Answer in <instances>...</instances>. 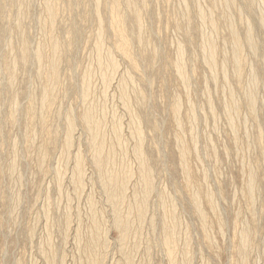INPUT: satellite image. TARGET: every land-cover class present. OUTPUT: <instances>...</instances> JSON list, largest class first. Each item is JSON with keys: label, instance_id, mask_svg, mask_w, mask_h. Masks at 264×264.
I'll return each mask as SVG.
<instances>
[{"label": "rangeland", "instance_id": "rangeland-1", "mask_svg": "<svg viewBox=\"0 0 264 264\" xmlns=\"http://www.w3.org/2000/svg\"><path fill=\"white\" fill-rule=\"evenodd\" d=\"M23 1L24 0H22V2ZM42 1L43 0H35V2H34L32 0H29L28 4L30 3L32 5H28L27 6L28 8H27V7H24L26 5V3L20 4L21 1H19V3H18L19 5L16 4V6H15V5H11L9 3H6V1L2 2V0H0V5L3 4V6H5L4 12L3 11L0 12V35H2L1 39H0V50H1L0 51V107H1L0 108V170H3V171H0V196H1L0 197V264H48V263H50V264H52V263H54V264H82V262L84 264H87V263L89 264L90 252L87 250L86 244L90 240V236L93 234L91 231H94V229H95V224L93 225V223L97 222L98 220H99L98 221L99 223L98 222L97 223H98L99 232L101 231V233H100L101 238L102 239L106 238L108 235V239H109L108 244L110 245L109 246L107 244V247L103 248V251H105V255H104L105 259H104V262L102 264H111V263L117 264L118 261L120 262L118 264H126L125 263L126 261H124L125 260V255L123 254L124 250L121 249V245H120V239H119V238H121L120 230L116 226H114V224H112L113 223V220H112V218H113V207L110 206V204H108L107 198H105V197H107L105 195L106 193H104L105 191L102 190V188L100 187V183H98V182H100V180L97 179L99 177H98V175H96L97 174L96 166L91 159L92 154H90V153L93 152V150H92L93 147H91V150H90L91 145H89L90 142H88V141H90V138H89L90 136H89V133L86 131L84 124L79 121V118H80L79 116L85 110L83 107H88L86 109H90V110L92 109L93 111L91 110V112H92V115H94V117H95V114L97 116V113H96L97 111H98V114L101 113V111H99L100 109L101 110L103 109L102 115H103V112L107 111V113H108V115L105 113V115H103L104 118H102V119H101V116H102L101 114H99L98 119L95 117L96 118L95 120H98V122L96 121L97 123H99V121H100V124L96 125V126H98V128L97 127H95V128L97 129L96 132H98V130H99V133H98L99 138L100 137L105 138V140L103 139V141L100 138L102 144L105 145V143L108 140V142H107L108 144L106 143V146L103 147V148L106 147L105 150L103 149V151H108V152H104L105 156L108 155L107 157L111 158V161L114 159L116 161V159L118 157L116 162L113 161V164H115L114 166L116 168L118 166H120V169L124 168L126 170H129V168H130V172L132 171L131 172L132 177H133V174L135 173L134 178L131 177L132 178V179H130L131 182H129L128 186H127L128 187L127 189L129 192H127V194H126L127 195L126 201L128 203L129 202L133 203V201L135 200V197H136L135 192L138 190L139 182H140L139 177H138L139 169L134 168V167L139 168L140 161L139 160H138L139 162L137 161V158L135 156L136 155L135 151L132 152L133 150H135L133 148L136 146V144H133V143H136L135 142L136 141L135 140L136 134L133 130L135 127L134 121H132L133 124H131L132 123L131 120L134 119V116L132 115V113L133 114L136 113V115L138 116L139 127L140 126L142 127L141 130L143 131V134L145 135L144 136L145 140H143L144 143H142V145L144 146L143 147L144 157H145V160H147V163L150 166V168L152 169V172L154 174L153 178L155 180H153V181H154L155 191L150 195V198L148 199V201H150V202H148L147 204L150 203L149 204L150 208L149 207L147 208L145 222L142 225L143 227L141 226L142 231L141 230L137 231L135 240L132 241V239L135 237V234H131L130 238L127 241V242H129V243H127V249L129 250V248H130V250L132 251L131 253L135 254L134 255L135 259H133V260H132V258H134V257L132 254L131 261L135 260L134 261L135 264L137 262H138L137 264H139V263L141 264V262L143 260H144L143 261L144 264H168L169 260H168V256H167V258L165 256L166 250L164 249L163 239H162V237L164 238V236H165V234L162 236V234L165 233V231H163L164 228L162 226H163L164 220L166 221V224L170 221L168 223V224H170L173 219H171V217H170L169 218L170 220H169L168 219L169 215L166 214V213H168L167 211L170 209L169 201H167L168 203L165 201L166 204H164V202H163V204L161 205L163 198H161L162 200H160L159 198L163 197V196H167V197L170 196L171 197L170 199H173L175 197L174 198L175 199L174 205L178 204V206L176 205V207H174V209L176 208V210H175L176 218L177 219L179 218L177 226L175 227L176 233L177 232L179 233V231H178L179 227L182 226V227H180V235H178V233H177V242L175 245H177L178 247L177 246L175 247L176 251H177L176 255H175L176 256L175 257L176 258L175 264H181V263L182 264H188L187 263L188 261L190 262V264H204V263L205 264H207V263L208 264H242V263H244V264H264V28H263L264 25L261 23L262 20H264V10L262 7V6H264V4H262L264 2V0H261V1L255 0L256 2L254 0H235L232 2L234 4H232V3L227 4L228 2H226L227 8L232 6L231 8H229L230 11L225 8V5H223V3L225 4V0H184V1L183 0L182 1L181 0H144V1L133 0V2L135 1L134 5L137 7L136 4L139 3L141 5L140 8L142 9L141 10L139 8V10L141 11V14H142L141 15L142 16L141 17V24L142 25L140 24L141 28L139 27V29H138L136 26L134 27L133 25L132 26L129 25L130 26L129 29L127 28L130 39H132V42H133V46H132L133 51L131 52V54L134 56V58H135L134 60H132L130 58L124 59L123 56H121V58H120L119 53L115 50L117 40H116V36L114 35L113 30L106 27V26H104L105 28L103 29V37H105L104 49L107 50V48L108 49L113 48V50H114L113 54L116 57V59L118 58L117 62L120 65L119 67L122 66L121 68L118 67L120 70L117 69L119 71H117L116 76H115V74H114L115 77L112 76V78L113 77L115 78V79L113 78L114 81L112 78L110 79V81H105L104 75H103L104 72H102V73L99 72V70L100 71L102 70L101 65H100L101 62H99V60L101 58L104 60V59H106V57H105V54L103 51H102V53L99 52L101 54L100 55L98 53V51H99L98 48H96L97 50H95V47H97V42H96L97 36H98L97 32L99 31L98 30L99 27H97V26H99L98 25L99 21H97L98 20L97 16H95V14L93 13V5L91 4L92 1H90V0H56L57 2L55 1V14L58 16H56V19L54 22V24L56 23L54 25L55 26L54 28L56 30H54V31L56 32L55 34H57L56 35L57 38L60 40L61 43H63V46H64L63 53L64 54L61 53V58H62L61 60L62 61H60L61 66L59 68V70H60L59 75L60 76L56 80L58 82H56V81L52 82L51 87L53 88L54 84L56 83L55 84L56 86H54V88L56 87V89H58L59 92L56 89L54 90L55 99H54V103L52 104L51 108H49L47 110L39 111L38 109H39V107H41V105H39L41 103H39V102H40V97L42 95L41 93L43 91V88L41 86L44 85V83H45L44 82V74H46L45 72L47 71V68H48L46 66L48 64V60L46 59L44 61L45 64L43 63L41 65L40 69H39V66L37 65V63L36 64H29V65H22L19 63L17 65L18 67H16L18 72L15 70L17 72V73H15V77H16L14 79L15 81L14 80L11 81V79H9V78H11V76H9L8 71H5V70H7V68H6L7 62L11 60V59L8 60L9 57L11 58L12 54L16 55V53L18 52V49L20 48V45H21L19 43L21 41V36H19L21 30L18 31V29L15 28L16 27L15 23L17 22L15 20L17 19V17L19 15H20L19 18L23 17L21 29H23V31H24V37H26V39L28 40V43H30L31 45H34V46H31L32 50H34L38 46V44H42V42H44V43L48 42L47 38L49 39V34H48V31L43 26V24L45 23L47 14H45V2H42ZM25 2H26V0H25ZM248 2H250V3H248ZM43 3H44V5H42ZM107 3L109 4V0H101V7L102 8H100V12H102L101 17L103 20H105L109 16V12L107 11L108 10V4ZM182 3L184 4L183 5L184 8H186V9H183V6H181ZM198 3H199V5H198ZM185 5H186V7H185ZM200 5H201L202 9H204L206 11V13L210 14L209 12L210 11L212 12L211 15L214 18V22H215L216 26L215 25L211 26V24H209L210 21L209 20L207 21V19L204 20V22H203L201 17L199 15H197V14H199V11L201 9ZM258 5H261V6H258ZM20 6L22 8L18 9V7H20ZM188 6H189V8H188L189 10L187 9ZM125 7L126 6L123 3L122 8H123L124 12L126 11ZM179 7H181V8H179ZM197 7H198V9H197ZM260 7H261V9H259ZM179 9H181V12H185V10H188V11L185 13H181V12H179ZM182 9H183V11H182ZM27 10H30L31 12H29V11L27 12ZM22 12L24 13V15ZM41 12H43V14ZM224 12L227 14L225 15ZM228 12H230L231 14L230 13L228 14ZM261 12L263 13V15ZM125 13H126V15H129L130 10H128V8H127V12H125ZM241 13H242V15H241ZM37 14H39V15H37ZM40 14H42L43 16ZM182 14H183V17H182ZM195 15H197V17ZM211 15H209V16H211ZM229 15L230 16L233 15V17H230ZM185 16H186V18L181 20ZM189 16H191L192 19L189 18ZM227 16H228V18L226 19L225 17H227ZM43 17L45 18V20ZM187 17H188V19H187ZM199 18L202 21H200ZM229 18L230 19L233 18V19L230 20ZM42 19H43V21H42ZM246 19L249 22H247ZM188 20H189V22H187ZM39 21H42V22H39ZM198 21H200L203 24H200V22H198ZM229 22H230V27H231L230 29L228 27ZM233 23L235 25H233ZM187 24H189L190 26ZM204 24H205V27L203 26ZM248 24H249V27H248ZM186 26H188L189 29ZM213 26L215 27V30H213L214 29ZM43 27L46 30V33L48 35L46 33H45V35H44V33H42V31L45 32V30H43ZM73 27L76 28L80 32L78 40L74 43H72V40H70L71 34L69 35V33L71 32ZM246 27H248V28H246ZM131 28H132V30H130ZM249 28L251 29V31L253 30L251 32V35L253 36L252 38H254V41L257 40L256 46H258V47H256L255 49H252L248 46L247 39L245 38L246 31ZM108 29L110 30V33H109ZM183 29L185 30V32L183 31ZM186 29H188L189 31ZM201 29H203L202 33L204 34L205 38H204L203 34L200 33ZM205 29H207V32ZM233 29H235L236 32H240L237 34V36L240 40V45L242 46L241 50L243 51V52L242 51L240 52V56H243V54L245 55L242 58L240 57L241 71L238 74H237L235 64L233 61L234 58H232L235 56L234 47L232 48L233 38L230 36L231 35L230 33L232 32ZM146 30H147V32H146ZM209 30L211 31L212 34L209 33L210 32ZM144 31H145V33H144ZM214 31L216 32V34ZM186 32L189 35H187ZM94 34H95V36H94ZM134 34L137 36L135 37ZM209 34L214 36L212 40H214L216 38L219 41V43H218V41L215 39L217 41V43H216V41L214 42V43H216L215 44V48H216L215 53L216 54L214 53V56L216 58H215L214 67H216L217 70H216V68H214L213 71L211 69H208L209 67H207L208 65L206 64V62H207L206 58H207V56H209L208 53L210 52L209 45H207V42H206V37L211 39V35H209ZM139 35L143 41L142 40L138 41ZM217 35H218V37H217ZM183 36H184V38H183ZM10 37H11V40L13 42H10L11 41ZM42 37H44L46 39L45 40L46 42L41 41L44 39ZM61 37L63 39H60ZM40 38H41V40H40ZM37 39L40 40V42L37 41ZM6 40L9 42L10 46L13 45L12 46L13 48L8 46V42L6 43ZM103 40H104V38H103ZM136 41L138 42L139 45L141 44V46H140L141 48L139 47V45H137ZM144 41L145 42L147 41V42L144 43ZM178 42H179V44L181 43L182 47L184 46L183 47L184 49H182L181 54L184 57H186L184 59V57L182 56L184 69L186 70L185 77H187L184 79L183 83L181 82V80L183 78L182 77H180L181 79L179 78L180 75L178 73V70H176V68L174 67L179 60L178 56L180 57V54L178 52H179L181 45H179ZM257 42H259V43H257ZM44 43H43V45H44ZM70 43H71V46H70ZM94 43H95V47L93 46ZM203 43H205V44H203ZM110 44H112L111 46H113V47L109 48ZM199 44H201V45H199ZM6 46H8L11 49V51L9 48H6ZM204 46H206V47H204ZM17 47H18V49H17ZM248 47L250 48V50ZM199 48H201V49H199ZM12 49H14V51H16V50L17 51L14 52ZM2 50H3V52H2ZM206 50H208V53ZM6 52L7 53L9 52V53L6 54ZM200 52H202V54ZM92 53H95V55L97 57L94 54L92 55ZM177 54H178V56H177ZM95 57H96V59H95ZM202 57H206L205 59L203 58L204 59L203 61H206V62L202 61ZM217 57H218V59H217ZM120 59H122V60L120 61ZM122 61H123V63H122ZM222 61H225V62H222ZM221 62L224 64H222ZM90 63H93V64H90ZM94 63H98V64L100 63V64L98 65V64H94ZM125 64H126V66H125ZM43 65L46 68L42 67ZM89 65H91V66H89ZM223 65H225V66L223 67ZM124 66H125V68H124ZM92 67H93V69H92ZM97 67H99V68H97ZM222 67L225 68V71L223 70ZM253 67H254V70L252 71ZM42 68H44V70H42ZM90 68H91V72L88 73V71H90ZM244 68H246V69H244ZM247 68H250L251 70H249V69L247 70ZM124 69H125V71L127 70V73L124 72ZM128 69L130 70V73L128 72L129 71ZM40 70L42 71V73H40ZM92 70H94L96 72V74ZM222 70L224 72H226L227 74L224 73ZM249 71H251V73ZM36 72L37 73L39 72L40 74L39 75L35 74ZM120 72H121V74L123 72L125 74L123 73V75H120ZM210 72H211V75H210ZM212 72H213V77H212ZM99 73L102 74V78H101V76H98ZM131 73H132L133 77H131V81L127 84L129 87L126 86V90L129 92H132V90L134 88H136L137 84H138L139 89L137 87L134 90L135 91L138 90L140 92L139 93L138 91L137 92L134 91L133 94L136 93L135 94L136 96H132V94L127 92V91L125 92V95H126V93H128L130 96V97L128 96L127 101H129V99L131 97H133L130 100L131 104H132V108H131V106H129L128 102H125L127 99L126 98L127 96H125V101H124V97L122 96L123 94L121 93V91L123 90L124 87L122 86L123 88L122 89L120 88L121 84L123 83V81H121L124 79L123 77L126 74L131 75ZM255 73H257V75ZM90 74H93V75H91V77H86L87 75L89 76ZM215 74L217 75V77L214 76ZM225 74H226V76H225ZM94 75H97V76H95L94 80H93L92 77ZM254 76L256 78H258V79H256V81H255ZM188 77H191V78L188 79ZM209 77H210V79H209ZM240 77H241V80H240ZM7 78H8V80H6ZM40 78H42V79H40ZM100 78H101V80H100ZM214 78L216 79V81ZM34 79H35V82H34ZM37 79H40L41 81L37 80ZM96 79H98V80H96ZM84 80L85 81L87 80L89 83L91 80H92L91 83L93 81L94 82L91 85L88 83V85H90V86H87V82H85ZM95 80L97 81V83L95 82ZM187 80H188V82H187L188 84L185 82ZM224 80H225V82H224ZM3 81H5V82H3ZM7 81H11V83H9ZM99 81L102 83H99ZM136 81H137V83H136ZM190 81H191V85L189 84ZM214 81H215V83L217 81L218 82L215 84ZM226 81L228 83L227 86H229V87L226 86ZM250 81H251V83H250ZM27 82H28V84H27ZM30 82H31V84H29ZM103 82L105 84H103ZM111 82H113V83H111ZM115 82H117V84H116V85H118L117 87L115 85ZM118 82H121L120 85ZM132 82L134 83V85L136 87L132 85ZM95 83H96L95 87H97V88H96V90H94V92H91V91H93L92 87H94ZM252 83L253 84L256 83L257 84V85L255 84L256 87H255V85H253L254 86L253 87ZM97 84L98 85L100 84V86H98ZM106 84H110L109 87L111 88V90ZM101 85L102 86L105 85V87H102ZM185 85H188L187 87L190 86L189 87L190 89L187 87L184 88L183 86H185ZM214 85H216V86H214ZM38 86H40L42 89H40V87L38 88ZM131 86H133L132 89H131ZM205 86H207V87L209 86L208 87L209 89L206 88V89H208V92H205V91H207V90H205ZM106 87H107V89L109 88L108 91H107ZM127 87H128V89L129 88L130 89L128 90ZM83 88L85 90H87L85 93L86 96L83 94L84 93ZM88 88L90 91L88 90ZM98 88H99V92H98ZM101 88H105L104 89L105 92L102 91ZM29 89H31L32 92ZM35 89H36V91H33ZM187 89H188V92H187ZM119 90H121V91H119ZM12 91H14V92H12ZM95 92H96V94L92 95ZM100 92H102V93H100ZM248 92H251L250 94L253 95V98H254V105L253 106L250 105L251 97L248 96L249 95ZM99 93L101 94V96H99L100 95ZM88 94H90V95H88ZM119 94L121 95L120 97L123 99V102H121V98H118ZM140 94L144 96V99H145V97L147 98L145 100L148 101V105H147L148 109H147V106H145V105H144V108H142V106H141L142 102L138 103L137 100H139V102H140V96H141ZM174 94H177L176 95L177 100H179V98H180L181 101L180 100L179 101L181 102L182 108H181V106H179L180 102H178L176 100V97ZM15 95L18 97V99ZM34 95L36 96V99L34 98ZM203 95L205 97H203ZM89 96L91 98H89ZM102 96H103L104 100H102ZM104 96H106V97H104ZM112 96L113 97L115 96L116 99H115V97L113 98ZM178 96H179V98H178ZM234 96H235V98H234ZM228 97H231V98H228ZM12 98L14 100H16V102L14 100L11 101ZM59 98H60V100H59ZM92 98H94V99H92ZM134 98L135 99L137 98L136 101L134 100L135 102L133 101ZM209 98L211 99V102H213V104H211V103L209 104V102H210ZM80 99L82 102L80 101ZM99 99H100V102L98 101ZM105 99L107 101H105ZM188 99H190L191 102ZM28 100L31 102L33 101L36 104V114H35V116L32 117L33 123H30V125L27 124V117H29L28 110H29V107L32 103L29 102ZM84 100H86V103L89 102V100H90L91 104L93 101L94 102L97 101L99 104L97 102H95V103L93 102V104L91 106L90 105L86 106L87 104L85 103ZM101 101H104L105 103L101 102ZM118 101H120V102H118ZM176 101H177V103H176ZM14 102L16 104H14ZM90 102L88 104H90ZM132 102H134V103H132ZM96 103L99 106L104 105L103 106L104 108H102V106H100V107L96 106L97 105ZM137 103L141 107L139 106V108H138ZM256 103H257V105H256ZM124 104H126L128 106H126V105L124 106ZM175 104H178L177 110H179L181 108L180 109L181 111L176 110ZM189 105L190 106L192 105L194 107V109H192L193 107L190 108ZM212 105H214V106H212ZM13 106H16V109H15V107L13 108ZM92 107H94V109ZM125 107L126 108L130 107L132 110L130 108H128V109H130L132 111V113H131V111L126 110ZM133 107H136V108L133 109ZM201 107H203L204 109L202 108V110H201L200 109ZM226 107H227V110L229 109L230 111H226ZM18 108H19V110H17ZM71 108H72V110H74L73 111L74 113L72 112L73 113L72 115L75 114L76 119H77V123H76L77 125H76V128L74 130L75 137L72 138L74 146L72 145V141H71V147L72 146L73 147L66 149L64 147L66 144L65 143L66 142L65 137L67 135L64 136L66 134L64 132V130L66 131L65 125L67 123V120H66V118H63V117H64V114L69 109L71 110ZM113 108H114V110H112ZM116 109L118 110V112H117L115 118H113L114 117L113 114H115ZM135 109L136 110L139 109V110L136 111ZM191 109L193 110V114H191V112H190ZM121 110L124 112H122ZM133 110L136 112H134ZM210 110H212L211 113H210ZM233 110H235V111H233ZM14 111H16V113ZM176 111L181 112V114L177 113ZM195 111H196V113H194ZM25 112H26V114H25ZM39 112L42 113V115ZM43 112H45V113H43ZM93 112L95 114H93ZM111 112L112 113L114 112V113L110 115ZM138 112H139V114H138ZM203 112H204V114H203ZM130 113L132 115L131 117L129 116ZM236 113H238V114H236ZM140 114L142 115V117H140L141 116ZM178 114H180V115H178ZM212 114L215 117H212ZM226 114L229 116V118ZM231 115H232V117L233 116L234 117L231 118ZM120 116L121 117L123 116V118L120 119L121 118ZM179 116L182 118H179ZM235 116H237V117H235ZM39 117H41V119H39ZM42 117H44V118H42ZM116 117H117V119H116ZM174 117H176V118L178 117V118L174 119ZM111 118H113V119H111ZM230 118L231 119L235 118L234 120H232L234 124L232 123ZM42 119H44V120H42ZM114 119L116 121L118 119L119 120L124 119L123 120L124 122L118 121L117 122V123H119V125H118L117 123H115L116 121ZM129 119H131V120H129ZM140 119H141V121H140ZM23 120H24V122H23ZM148 120L151 122H149ZM41 121L43 122V124ZM194 121H197V122H194ZM103 122H106V123H103ZM176 123H179V124H176ZM103 124H105V126H106V128H105V126H103L104 131H103V127H102ZM112 124L116 125L117 127L115 126V129L112 128V127H114V126H112ZM121 124H122V126H120ZM127 124H128V128H127ZM176 125H179V126L177 127ZM180 126H182V127L179 128ZM232 126H235V127H232ZM107 127H109V128H107ZM119 127H121V129ZM99 128H101V129H99ZM116 128H117V130H116ZM126 128H127L128 132H126ZM111 129H112V131L114 130L115 133H114V131L112 132ZM118 129H120V131ZM128 129H130V131ZM180 129H182L183 131ZM55 130H56V132H55ZM108 130H110V133ZM233 131L234 132L236 131L237 133L235 132L236 133L235 134V133H233ZM117 132L119 135L121 133V135L123 137L121 135H120V137H118V135H117V137L114 138V135L116 136ZM131 132L132 133L134 132L133 133L134 135L133 134L131 135ZM33 133H34V135H33ZM102 133H104V134L101 135ZM129 133H130V136H129ZM195 133H196V135H195ZM26 134H28V135L26 136ZM74 134H73V136H74ZM84 135H85V137H84ZM105 135H106V137H105ZM109 135H110V137H109ZM32 136H33V138H32ZM78 136L80 139L77 138ZM87 137H88V139H87ZM196 137H198V138H196ZM108 138L109 139L111 138L110 141H111V143L112 142L114 143V144L112 143L113 145H111ZM112 138L114 139L113 141H112ZM126 138H128V142L125 141L126 142L125 145L128 148L126 146H124V142H123L124 139H126ZM31 139L33 140L32 143L30 141ZM176 139L180 140V141L178 140V144H177ZM15 140H16V142H18V144H16V142H14ZM118 141L120 142L119 144H118ZM205 141H207V142H205ZM210 141L212 143L214 142V144H212ZM78 142H80V143H78ZM121 142L123 144H121ZM192 142H193V144H192ZM109 143H110V145H109ZM196 143L198 144L197 145L198 147L196 146L197 149L196 148L192 149V147H195L194 145H196ZM132 144L135 146H133ZM182 145H183V147H182ZM79 146H81V148H79ZM107 146L109 148H111V146H113V147L111 149H109ZM117 146H119V147L116 148ZM77 147L81 150L76 149ZM63 148H64V150H62ZM13 149H14V151L16 149H18L19 151L18 150L15 151V154H14ZM211 149H213V151L214 150L215 151L213 152ZM127 150H128V152H127L128 156L125 153ZM183 150H184V152H183ZM70 151H71V153H70ZM115 151H116V154L118 152H123V151L124 152L119 153V154L115 155V157L112 158V156L115 154ZM195 151L198 153L196 154ZM62 152L65 153V155L67 154L66 157L62 154ZM79 152L81 154H79ZM181 152H183L184 154L183 153L181 154ZM215 152H217V153H215ZM76 153L81 155V157L84 161V162L82 161L83 165L86 168V169L83 168V172H84V170H86L83 173L84 174V178H83L84 181L83 182L85 183L84 187L86 189L84 187H82L83 186V184H82L81 188H84L83 190H81V188H79L80 186H78L77 183L75 185V182H71V180L72 181L74 180L73 179L74 178L73 177V171H74L73 166H75V162H73V161H75V158L72 156H75L73 154H76ZM106 153H107V155H106ZM206 153H208V154H206ZM12 155H13V157L16 156V158H18V159H13ZM61 155L64 156V157H62L63 161L61 160V157H59ZM69 155H70V157H69ZM180 155H182V156H180ZM196 155H199L200 157L196 156ZM214 155L215 156L217 155L216 158ZM120 156H122L121 157L122 161H125V163L120 160L121 159ZM146 156H148L149 161H148V158ZM39 157H41L42 159ZM125 157H128L129 158L128 161L131 163H126L127 159H125ZM197 157H199V159H197ZM72 158L74 160L71 161ZM84 158H85V160H84ZM12 159H13V161H12ZM43 159H44V161H43ZM65 159H66V161H65ZM67 159L68 160L70 159L69 160L70 163L67 162ZM60 160L62 161V163L60 162ZM7 162H9L10 164ZM12 162H13V164H12ZM15 162L17 165L14 164ZM72 162L74 163V165ZM121 162L123 164L122 166H124V167L121 166ZM8 164H9V166H8ZM59 164H61L62 167H60ZM62 164H64V165L66 164L68 167H66V165L64 166ZM126 164H127V166H126ZM13 165H15V166H13ZM1 166H3V167H1ZM11 167L12 168L14 167L15 169L13 168V170H15L16 172H18V170L20 172L16 173L14 171V173H13V171L9 170V168H11ZM18 167H19V169H18ZM58 167L60 169H63L64 171L61 170V172L60 171L58 172L57 171V169H59ZM63 167H66L67 170L65 171V168H63ZM55 169L57 172H55ZM71 169H73V171H71ZM202 170L205 171L204 174H203ZM10 172H11V174L13 173L14 176H13V174L11 175ZM54 172L57 174V176H55ZM20 173L22 176L20 175ZM61 173H63V175ZM71 173H72V176H71ZM201 173L204 175L203 178H202L203 175ZM60 174L62 175V177L60 176ZM207 174H208V176H207ZM249 175H251L252 177ZM63 176H65V177H63ZM90 176L93 179L90 178ZM186 176H188L187 177L188 179L186 178ZM253 176L254 177L256 176V178H253ZM17 177H22L23 179L21 178L22 179L21 180ZM56 177L58 179H56ZM207 177H208V179H206ZM13 178H17V179H13ZM59 178H62V179L65 178V179L59 180ZM248 178H250L251 180ZM253 179H255L256 181ZM15 180H17V181L15 182ZM57 180H59V181L62 180L63 182L62 181L61 182L63 184H61V182H59ZM249 180H250V182L253 181L250 184V190H248L249 189L248 188L249 187V183H248ZM19 181H20V185H19ZM61 185H63V187ZM57 186L58 187L61 186L62 188L61 187L60 188L62 190L60 188H58ZM74 186H76L79 190L76 191L77 188L75 187V189H74ZM200 186H202V187H200ZM132 187L134 188V190H131V189H133ZM208 189H211L212 191H210ZM80 190L84 191V192H80ZM88 190H89V192H88ZM165 190H166V192H165ZM247 190L249 192H247ZM132 191H133L134 195H133V193L131 195ZM192 191L194 192V194L192 193ZM18 192H19V194H18ZM209 192L213 193V194L210 193L212 196L214 195L213 196V202L216 203L215 209L211 208L210 204L208 203ZM252 192L254 193V195ZM80 193L83 195L81 196ZM90 193H92L94 196H92ZM197 193H199L198 196L196 195ZM77 194H78V196H77ZM165 194H167V195H165ZM218 194H219V196H218ZM248 194H251V195H248ZM157 195H159V196L157 197ZM194 195L197 196L198 198L200 196V198H201V199L200 198L199 199L202 202L198 199L200 202V205L202 203V206H203V207H201V210L203 209V212L205 211L204 213L207 214V215H205L207 218V222L205 224L200 223V222H202V220H201L200 216H198L199 212L195 213V211H198V209L195 206H193L194 203H192L193 202L192 198ZM79 196H81V197H79ZM191 196H192V198H191ZM17 197L20 198V200H19L20 202H18ZM48 197L50 198V200ZM91 197H92V199H91ZM88 198H89V200H88ZM253 198H254V201H253ZM47 199H48V201H47ZM95 199H97V201ZM153 200H155V201H153ZM217 200H219V201H217ZM87 201H90L87 203V205L88 204L90 205L91 203H95L94 207H93V205L90 206L93 208V209L91 208L92 210H90L89 205L88 206L86 205ZM252 201L254 204L251 203ZM15 202H18V204ZM104 203H106V204H104ZM217 203L219 204L221 210L218 208L219 206ZM166 205L168 206V208L165 207ZM216 205L218 207H216ZM48 206L49 207L51 206V207L49 208ZM160 207L162 208V210ZM70 209H71V211H70ZM78 209L80 212L78 211ZM89 210H90V212H88ZM93 210H94V213H91V212H93ZM99 210H101L103 214H101V211H99ZM67 211L69 213H67ZM218 211L220 213H218ZM95 212H96V214H95ZM176 212H178L179 214ZM77 213L78 214L81 213L80 216ZM85 213H87V214H85ZM89 213H91L93 215L94 214L97 215V216H95L96 219L93 218L94 220L93 219L90 220L92 218V216H90ZM237 214H239V215L237 216ZM65 215H67L69 217V219ZM86 215H87V217H85ZM100 215H102V216L104 215V218ZM162 215H164L165 217L167 216V217L163 218ZM151 216H154V217H151ZM177 216H181V217H177ZM14 217H15V219H14ZM77 217L80 219L78 220ZM81 217H82L83 221H80ZM101 217L103 218L104 222H102V220L100 219ZM149 217L156 219L155 220L156 226L154 227L155 230H152L153 227L149 223V221H150ZM225 217H226V220H225ZM86 218L88 219V221ZM105 218H107V220H104ZM220 218L224 219V225L223 226L219 222ZM66 219L70 220V221H68L69 222L68 224H66L67 223ZM161 219H164V220L162 221ZM64 220H65V222H64ZM47 221L49 223H47ZM79 223H81L82 225L81 224L79 225ZM86 223H87V225H85ZM147 223L149 225H147ZM184 223H188V224H184ZM77 225H78V227H77ZM89 225H90L91 229H90V227H87ZM220 225H221V227H220ZM65 226L67 227V230L64 229V228H66ZM134 226L136 227L137 223H135ZM185 226H187V227H185ZM76 227L78 228L77 230H76ZM104 227L108 230H105ZM135 227H133V233L135 230H137V229H135ZM81 228H82V230H85V231L82 232ZM184 228L185 229L187 228V229L185 230ZM240 228H245V229H243L245 231L243 232V230H241ZM246 228L248 229V232H247ZM79 229H80L81 233L78 232ZM62 230H64V231H62ZM88 230L90 231V233H92L90 236H89ZM49 231L53 232V233H51L52 235L49 234L50 233ZM76 231L78 232L77 234H75ZM103 231H105V232H103ZM205 231H207V232L205 233ZM240 231L242 232L241 234H240ZM65 232H67V233H65ZM138 232H140V233L142 232L141 239L139 238L140 235ZM185 232H186V234H185ZM221 232H222V234H221ZM246 232L250 234L249 235L250 238H248V241L246 239H245L246 241L244 239H241V238H245L246 234H244V233H246ZM47 233H48V236H47ZM64 233L66 235L68 234L67 236H69V237L66 236L67 237L66 238ZM79 233L82 234L83 238L80 237L81 235ZM87 233H88V235H87ZM102 233H103V235L105 234L106 236L104 237L102 235ZM183 234H185V235L183 236ZM236 234H238V235H236ZM49 235H51L50 236L51 238H49ZM132 235H134V236L132 237ZM187 235H189V236L186 237ZM239 235H241V237ZM76 236H78L79 238ZM63 237L65 239H68V240L65 241V239H62ZM86 237H88V238H86ZM213 237H214V239H213ZM183 238H185V239L183 240ZM189 238H191V239L189 240ZM50 239H52V240H50ZM79 239H81V241ZM146 239L148 240L147 242H145ZM49 240L51 241L50 244L52 247L47 245L50 242ZM62 240H64V241H62ZM137 240L138 241L140 240L139 243L142 241H144V242L139 244L138 242H136ZM188 240L191 241V244L187 243V242H189ZM84 241L86 242V244H84L85 243ZM178 242H179V244L183 243L182 244L183 246L180 244V246H181L180 247L179 244H177ZM239 242H240V244H238ZM133 243H135V245H136V249L138 250L137 252H136V250H134L135 245L132 246ZM160 243H162V245H160ZM243 243H246V245L247 244L248 245L247 246L243 245ZM146 244H148V245H146ZM184 244H186L187 246L184 247L185 246ZM189 244H190V249L184 251L183 248H185V249L189 248ZM39 245H41V248H39L40 247ZM54 245H55V248H58V249H55ZM111 245H112V247H114V246L115 247L112 248ZM215 245L216 246L218 245V247H216ZM239 245H240V247H239ZM249 245H250V247H249ZM47 246L49 248L50 247L51 248L50 249L48 248L44 251V249ZM117 246L119 247V250H117L118 249ZM138 246H139V249H138ZM144 246H148L149 248L151 247V249L148 250V251H150L148 255L146 253L148 251L145 250V248H147V247H144ZM244 246H245V248H244ZM132 247H134V249ZM161 247H163V248H161ZM52 248L54 251H52ZM80 248H81V250H80ZM191 248H192V250H191ZM248 248H249V250H248ZM40 249H42V251H41L42 253H47L46 251L49 252L48 255H50V256H49V258H47L48 262H47V259H45L48 255L41 254ZM113 249H115V250H113ZM82 250H84L85 252ZM50 251H52L53 254L55 252V254H54L55 256L54 255L52 256V252H50ZM56 251H57V253H56ZM61 251H64V252L61 254ZM108 251H109V253H108ZM183 251L186 253L184 254ZM243 251H245L244 254L246 256L242 254ZM192 252L194 253V255L192 254ZM246 252H249V253H246ZM64 253L66 254V256ZM85 253H87V254H85ZM151 253H152V255H151ZM182 253L186 257H184L182 255ZM189 253H190V255L191 254L192 255L190 256ZM216 253H218V254H216ZM237 253L238 254L240 253L241 256L240 255L238 256ZM63 254H64V256H63ZM84 254H85V257H84ZM60 255H62V257H60ZM117 255H119V256H117ZM142 255H143V257L145 255L146 256L143 258ZM150 255H151V258H150ZM188 256H190V258H188ZM244 256L247 258H245ZM51 257L53 258V260L50 259ZM64 257H65V260H62V258H64ZM146 257H148V259L150 258L151 260L149 259V261L147 262ZM58 258H59V260H58ZM60 258H61V260H60ZM81 258H82V260H81ZM240 258H243L242 262H241ZM85 259H87L88 262ZM139 259H140V262H139ZM178 259H180L181 261ZM183 259L186 261V263ZM244 259H245V261H244ZM54 260H55V262L51 263V261H54ZM106 260H108V261H106ZM116 261H117V263H116ZM166 261H168V262H166ZM57 262H59V263H57ZM143 262H142V264H143ZM127 264H130V263H127Z\"/></svg>", "mask_w": 264, "mask_h": 264}, {"label": "bare ground", "instance_id": "bare-ground-1", "mask_svg": "<svg viewBox=\"0 0 264 264\" xmlns=\"http://www.w3.org/2000/svg\"><path fill=\"white\" fill-rule=\"evenodd\" d=\"M4 1H6V3H9V4H11V5H15L16 6V4H18L19 3V1H21L20 2V4L21 3H23V4H25L26 3V5L24 6V7H27L28 5H32V4H28V1L29 0H26V2H25V0L22 2V0H2V2H4ZM32 1H34L35 2V0H32ZM55 1L56 0H43L42 2H45V14H47V16H46V20H45V16L43 17L44 18V20H45V23L43 24V26L45 27V29L48 31V34H49V39L47 38V40H48V42H46L45 40V38L44 37H42V38H44L43 40H41V38H40V40L41 41H45L46 43H44V42H42V44H38V46L34 49V50H32V47L31 46H34V45H31L30 43H28V40L26 39V37H24V31H23V29H21L22 28V21H23V17L22 18H19L20 17V15L17 17V19L15 20V21H17L15 24H16V27L15 28H17L18 29V31H20V35L19 36H21V41L19 42L21 45H20V48L18 49V47H17V49H18V52L16 53V55L15 54H12V57L10 58L9 57V59L8 60H10V61H8L7 62V64H6V68H7V70H5V71H8V75L9 76H11V78H9V79H11V81L12 80H14L16 77H15V73H17L18 71H17V69H16V67H18L17 65L20 63V64H22V65H29V64H36L37 63V65L39 66V69L41 68V65L44 63V61L47 59L48 60V64L46 65L48 68H47V71L45 72L46 74H44V85H42L41 87L43 88V91H42V95H41V97H40V102L39 103H41V104H39V105H41V107H39V111H42V110H47V109H49V108H51L52 107V104L54 103V99H55V92H54V90L56 89V87L54 88V86H56L55 84H54V86H53V88L51 87V83L52 82H54V81H56L57 79H58V77L60 76L59 75V68H60V64H61V62L60 61H62L61 59V53H63V51H64V46H63V43H61L60 42V40L57 38V34H55L56 32L54 31V30H56L54 27V25L56 24H54V22H55V19H56V16H58V15H56L55 14ZM90 1H92L91 2V4L93 5V13L95 14V16H97V21H99V26H97V27H99V31L97 32L98 34V36H97V47H95V43H94V47H95V50H97L96 48H98V53L100 52V53H102V51L104 52V54H105V57H106V59H102L101 57V59L99 60V62H101V71L99 70V72H104L103 73V75H104V79H105V81H110V79L112 78V76H114V74H115V76H116V74H117V71H119L120 69L119 68H121V67H119L120 65L118 64V58L116 59V57L114 56V54H113V48L112 49H108L107 48V50L106 49H104V44H105V37H103V29L105 28L104 26H106V27H108V28H110V29H112L113 30V32H114V35L116 36V46H115V50L119 53V55H120V58H121V56H123V58L124 59H126V58H130V59H132V60H134L135 58H134V56L131 54V52L133 51L132 50V46H133V42H132V39H130V36H129V34H128V29H129V25H133L134 27L136 26L138 29H139V27L141 28V26H140V24H141V11L139 10V8L141 7V5L138 3V4H136L137 5V7L134 5L135 3V1L133 2V0H109V4H108V12H109V16L105 19V20H103L102 19V17H101V13L102 12H100V8H102L101 7V0H90ZM141 1V0H140ZM142 1H144V0H142ZM182 1V0H181ZM184 1V0H183ZM233 1H235V0H225V4L223 3V5H225V8L226 9H228L229 11H230V9L229 8H231L232 6H230V7H226V2H228L227 4H229V3H232ZM255 1V0H254ZM253 1V2H254ZM259 1H261V0H259ZM1 2V3H2ZM31 2V1H30ZM57 2V1H56ZM137 2V1H136ZM256 2V1H255ZM123 3L125 4V8H126V11L125 12H127V8H128V10H130V14L129 15H126V13L124 12V10H123V8H122V5H123ZM180 3V2H179ZM187 3V2H186ZM248 3H250V2H248ZM258 3V2H257ZM232 4H234V3H232ZM231 4V5H232ZM254 4V3H253ZM262 4H264V2L262 3ZM261 4V5H262ZM19 5V4H18ZM17 5V6H18ZM36 5V4H35ZM42 5H44V3L42 4ZM57 5V4H56ZM146 5V4H145ZM184 4L182 3V5L181 6H183ZM198 5H199V3H198ZM261 5H258V6H261ZM22 6V5H21ZM18 7V9H21L22 7ZM180 6V5H179ZM252 6V5H251ZM144 7V6H143ZM185 7H186V5H185ZM200 7H201V5H200ZM263 7V10H264V6H262ZM17 8V7H16ZM28 8V7H27ZM179 8H181V7H179ZM189 8V6L187 7V9ZM4 9H5V6H3V4H1L0 5V12L1 11H3L4 12ZM24 9V8H23ZM141 9V8H140ZM144 9V8H143ZM183 9H186V8H184V6H183ZM183 9H182V11H183ZM197 9H198V7H197ZM200 9V8H199ZM206 9V8H205ZM259 9H261V7L259 8ZM42 10V9H41ZM142 10V9H141ZM189 10V9H188ZM188 10H185V12H187ZM204 9H202V7H201V9H200V11H199V14H197V15H199L200 17H201V19L203 20V22H204V20H206L207 19V21L209 20L210 22H209V24H211V26L212 25H215L216 26V24H215V22H214V18H213V16L211 15L212 14V12L210 11L209 13L210 14H208V13H206V11L204 10ZM31 12L30 10H27V12ZM43 11V10H42ZM57 11V10H56ZM261 11V10H260ZM19 12V11H18ZM21 12V11H20ZM24 12V11H23ZM22 12V13H23ZM26 12V11H25ZM35 12V11H34ZM38 12V11H37ZM179 12H181V9H179ZM185 12H181V13H185ZM227 12V11H226ZM263 12V11H262ZM261 12V13H262ZM40 13V12H39ZM42 14H43V12H41ZM189 13V12H188ZM187 13V14H188ZM191 13V12H190ZM225 13V12H224ZM230 12H228V14H229ZM35 14V13H34ZM42 14H40V15H42ZM186 14V15H187ZM195 14V13H194ZM227 13H225V15H226ZM231 14V13H230ZM23 15H24V13H23ZM37 15H39V14H37ZM197 15H195L196 17H197ZM209 15H211V16H209ZM241 15H242V13H241ZM262 15H263V13H262ZM22 16V15H21ZM43 16V15H42ZM41 16V17H42ZM198 16V17H199ZM230 16V15H229ZM40 17V18H41ZM182 17H183V14H182ZM181 17V18H182ZM230 17H233V15L232 16H230ZM39 18V19H40ZM186 18V16L184 17V18H182L181 20H183V19H185ZM189 18H191V16H189ZM226 19L228 18V16L227 17H225ZM243 18V17H242ZM38 19V20H39ZM187 19H188V17H187ZM186 19V20H187ZM192 19V18H191ZM200 18H199V20L200 21H202ZM213 19V20H212ZM224 19V18H223ZM230 19V18H229ZM233 19V18H232ZM232 19H230V20H232ZM14 20V19H13ZM178 20V19H177ZM190 20V19H189ZM189 20L187 21V22H189ZM240 20V19H239ZM14 21V22H15ZM42 21H43V19H42ZM42 21H39V22H42ZM200 21H198V22H200ZM229 21V20H228ZM246 21L247 22H249L247 19H246ZM245 21V22H246ZM13 22V21H12ZM11 22V23H12ZM38 22V23H39ZM261 22V21H260ZM177 23V22H176ZM186 23V22H185ZM206 23V22H205ZM226 23V22H225ZM243 23V22H242ZM263 25H264V20H262V22H261ZM182 24V23H181ZM200 24H203V23H201L200 22ZM208 24V25H209ZM227 24V23H226ZM232 24V23H231ZM251 24V23H250ZM39 25V24H38ZM142 25V24H141ZM178 25V24H177ZM187 25H189V24H187ZM233 25H235L234 23H233ZM260 25V24H259ZM13 26V25H12ZM181 26V25H180ZM190 26V25H189ZM204 27H205V24L203 25ZM40 27V26H39ZM44 27H43V30H45L44 29ZM146 27V26H145ZM178 27V26H177ZM186 27H188V26H186ZM185 27V28H186ZM228 27H229V29L231 28L230 27V22H229V25H228ZM227 27V28H228ZM248 27H249V24H248ZM248 27H246V28H248ZM252 27V26H251ZM262 27V26H261ZM24 28V27H23ZM128 28V29H127ZM212 28V27H211ZM213 30H215V27L213 26ZM219 28V27H218ZM245 28V29H246ZM264 28V27H263ZM188 29H189V27H188ZM188 29H186V30H188ZM200 29V28H199ZM236 29V28H235ZM235 29H233L232 30V32L230 33L231 35V37L233 38V43H232V48L234 47V53H235V56L234 57H232V58H234V64H235V68H236V71H237V74L238 73H240V71H241V68H240V66H241V64H240V57L242 58L243 56H245L243 53V56H240V52L242 51L241 49V45H240V40H239V38H238V36H237V34L238 33H240V32H236V30ZM238 29V28H237ZM46 30H45V32L44 31H42V33H44V35H45V33H46ZM109 30V29H108ZM130 30H132V28L130 29ZM179 30V29H178ZM203 29H201L200 31V33H202L203 31H202ZM206 30V32H207V29H205ZM212 30V29H211ZM17 31V32H18ZM96 31V30H95ZM107 31V30H106ZM139 31V30H138ZM183 31L185 32V30L183 29ZM189 31V30H188ZM187 31V32H188ZM210 31V30H209ZM238 31V30H237ZM253 31V30H252ZM251 29L249 28V29H247V31H246V34H245V38L247 39V43H248V46L250 47V48H252V49H255L256 47H258V46H256V41H254V38H252L253 36L251 35ZM70 32V31H69ZM131 32V31H130ZM129 32V33H130ZM146 32H147V30H146ZM186 32V33H187ZM215 32V31H214ZM95 33V32H94ZM109 33H110V30H109ZM138 33V32H137ZM144 33H145V31H144ZM181 33V32H180ZM209 33H211V31L209 32ZM47 34V33H46ZM47 34V35H48ZM71 34V39L70 40H72V43H74V42H76L77 40H78V38H79V35H80V32L76 29V28H74L73 27V29L71 30V32L69 33V35ZM133 34V33H132ZM140 34V33H139ZM203 34V33H202ZM212 34V33H211ZM211 34H209V35H211ZM215 34H216V32H215ZM7 35V34H6ZM135 35V34H134ZM187 35H189L188 33H187ZM201 35V34H200ZM1 36L2 35H0V39H1ZM43 36V35H42ZM94 36H95V34H94ZM137 35H135V37H136ZM185 36V35H184ZM184 36H183V38H184ZM202 36V35H201ZM203 36H204V34H203ZM208 36V35H207ZM40 37V36H39ZM46 37V36H45ZM132 37V36H131ZM186 37V36H185ZM188 37V36H187ZM213 37L214 36H212L211 35V39L210 38H208V37H206V42H207V45H209V50H210V52L208 53V50H206L207 51V53L209 54V56H207V58L206 57H202V61L206 58L207 60V62L206 61H203V62H206V64L208 65H206L207 67H209L208 69H211L212 71L214 70V68H216V67H214V65H215V56H214V53H215V44L217 43V41H218V39H214V40H212L213 39ZM217 37H218V35H217ZM7 38V37H6ZM5 38V39H6ZM28 38V37H27ZM69 38V37H68ZM103 38H104V40H103ZM201 38V37H200ZM204 38H205V36H204ZM241 38V37H240ZM39 39V38H38ZM37 39V41H39L40 42V40H38ZM60 39H63L62 37L60 38ZM146 39V38H145ZM148 39V38H147ZM10 40H11V37H10ZM138 40V39H137ZM142 39L140 38V35H139V40L138 41H141ZM220 40V39H219ZM67 41V40H66ZM104 41V42H103ZM143 41V40H142ZM202 41V40H201ZM204 41V40H203ZM216 41V43H214ZM8 41L6 40V43H7ZM10 42H13L12 40L10 41ZM70 42V41H69ZM147 42V41H146ZM145 41H144V43H146ZM5 43V42H4ZM5 43V44H6ZM43 43H44V45H43ZM112 43V42H111ZM136 43H137V45H139L138 44V42L136 41ZM218 43H219V41H218ZM243 43V42H242ZM246 43V44H247ZM257 43H259V42H257ZM3 44V43H2ZM4 44V45H5ZM33 44V43H32ZM36 44V43H35ZM76 44V43H75ZM178 44H179V42H178ZM202 44V43H201ZM201 44H199V45H201ZM203 44H205V43H203ZM77 45V44H76ZM112 44H110V46H109V48L110 47H113V46H111ZM179 45H181V43L179 44ZM244 45V44H243ZM8 46L9 47H12V46H10V44H9V42H8ZM8 46H6V48H9ZM70 46H71V43H70ZM141 46V44L139 45V47ZM247 46V45H246ZM67 47V46H66ZM145 47V46H144ZM181 47H182V45H181ZM180 47V49H179V54H180V57L178 56V54H177V56H178V62L176 63V65L174 66L175 68H176V70H178V73H179V78L180 77H182L183 79L181 80V82L183 83L184 82V79L185 78H187V77H185V72H186V70L184 69V65H183V59H182V49H184L183 47L181 48ZM204 47H206V46H204ZM208 47V46H207ZM217 47V46H216ZM248 47V48H249ZM4 48V47H3ZM13 48V47H12ZM75 48V47H74ZM141 48V47H140ZM202 48V47H201ZM201 48H199V49H201ZM250 48H249V50H250ZM260 48V47H259ZM10 49V48H9ZM15 49V48H14ZM14 49H12L13 51H14ZM94 49V48H93ZM205 49V48H204ZM203 49V50H204ZM74 50V49H73ZM92 50V49H91ZM139 50V49H138ZM159 50V49H158ZM177 50V49H176ZM248 50V51H249ZM1 51V50H0ZM10 51H11V49H10ZM9 51V52H10ZM17 51V50H16ZM16 51H14V52H16ZM69 51V50H68ZM202 51V50H201ZM205 51V50H204ZM2 52H3V50H2ZM8 52V53H9ZM92 52V51H91ZM243 52V51H242ZM7 52H6V54H8ZM99 53V54H100ZM201 54H202V52H200ZM206 53V52H205ZM206 53V54H207ZM10 54V55H11ZM64 54V53H63ZM95 55V53H92V55ZM152 54V53H151ZM155 54V53H154ZM216 54V53H215ZM91 55V56H92ZM98 55V54H97ZM101 55V54H100ZM204 55V54H203ZM202 55V56H203ZM218 55V54H217ZM96 56V55H95ZM151 56V55H150ZM186 56V55H185ZM205 56V55H204ZM253 56V55H252ZM256 56V55H255ZM97 57V56H96ZM96 57H95V59H96ZM152 57V56H151ZM156 57V56H155ZM184 57V56H183ZM99 58V57H98ZM122 58V59H123ZM186 57H184V59H185ZM204 58V59H203ZM245 58V57H244ZM243 58V59H244ZM7 59V58H6ZM93 59V58H92ZM122 59H120V61L122 60ZM217 59H218V57H217ZM102 60V61H101ZM6 61V60H5ZM96 61V60H95ZM186 61V60H185ZM201 61V62H202ZM125 62V61H124ZM222 62H225V61H222ZM221 62V63H222ZM122 63H123V61H122ZM45 64V63H44ZM90 64H93V63H90ZM94 64H98V63H94ZM98 64V65H99ZM174 64V63H173ZM187 64V63H186ZM222 64H224V63H222ZM233 64V65H234ZM97 65V66H98ZM205 65V64H204ZM245 65V64H244ZM32 66V65H31ZM34 66V65H33ZM89 66H91V65H89ZM88 66V67H89ZM125 66H126V64H125ZM125 66H124V68H125ZM222 66V65H221ZM225 65H223V67H224ZM252 66V65H251ZM21 67V66H20ZM25 67V66H24ZM23 67V68H24ZM42 67H44V65L42 66ZM87 67V68H88ZM94 67V66H93ZM93 67H92V69H93ZM119 67V68H118ZM222 67V68H223ZM30 68V67H29ZM44 68H46V67H44ZM44 68H42V70H44ZM97 68H99V67H97ZM96 68V69H97ZM31 69V68H30ZM37 69V68H36ZM84 69V68H83ZM117 69H119V70H117ZM127 69V68H126ZM244 69H246V68H244ZM251 70L250 68H247V70ZM256 69V68H255ZM17 72H16V71ZM86 70V69H85ZM84 70V71H85ZM95 70V69H94ZM94 70H92L93 72H95ZM123 70V69H122ZM129 70V69H128ZM216 70H217V68H216ZM223 70L225 71V68H223ZM222 70V71H223ZM254 70V67L252 68V71ZM194 71V70H193ZM221 71V72H222ZM223 71V72H224ZM257 71V70H256ZM89 72H91V68H90V71H88V73ZM97 72V71H96ZM96 72H95V74H96ZM122 72V71H121ZM121 72H120V75H123V73L124 72H126L127 73V70L125 71V69H124V72L121 74ZM129 73H130V70L128 71ZM195 72V71H194ZM217 72V71H216ZM250 73H251V71H249ZM26 73V72H25ZM40 73H42V71L40 70ZM39 72L37 73H35V74H40ZM85 73V72H84ZM98 73V72H97ZM101 73H99V75L98 76H101V78H102V74ZM224 73H226V72H224ZM94 74V73H93ZM93 74H90L89 76L87 75L86 77H91V75H93ZM101 74V75H100ZM125 74V73H124ZM177 74V73H176ZM188 74V73H187ZM223 74V73H222ZM227 74V73H226ZM226 74H225V76H226ZM256 75H257V73H255ZM42 75V74H41ZM119 75V74H118ZM139 75V74H138ZM210 75H211V72H210ZM254 75V74H253ZM255 75V76H256ZM8 76V77H9ZM95 76H97V75H94L92 78H93V80H94V77ZM114 76V77H115ZM137 76V75H136ZM188 76V75H187ZM214 76H216L217 77V75L215 74ZM228 76V75H227ZM235 76V75H234ZM254 76V78H255V81H256V79H258V78H256ZM30 77V76H29ZM40 77V76H39ZM42 77V76H41ZM113 77V78H114ZM121 77V76H120ZM119 77V78H120ZM131 77H133L132 76V73H131V75H129V74H126L123 78V80H121V81H123V85L121 84V86H120V88L122 89L123 87V92L121 91V90H119V91H121V93L123 94L122 96L124 97V101H125V96H127L126 98V101L125 102H128L129 103V106H131V108H132V104H131V98H133V97H131L130 99H129V101H127L128 100V96H129V94L128 93H126V95H125V92L127 91L126 90V86H128L127 84L131 81ZM212 77H213V72H212ZM6 78V77H5ZM35 78V77H34ZM38 78V77H37ZM98 78V77H97ZM101 78H100V80H101ZM112 78V79H113ZM135 78V77H134ZM191 77H188V79H190ZM224 78V77H223ZM227 78V77H226ZM250 78V77H249ZM253 78V79H254ZM29 79V78H28ZM40 79H42V78H40ZM40 79H37V80H40ZM115 79V78H114ZM114 79H113V81H114ZM118 79V78H117ZM136 79V78H135ZM181 79V78H180ZM209 79H210V77H209ZM213 79V78H212ZM215 79V78H214ZM228 79V78H227ZM6 80H8V78L6 79ZM32 80V79H31ZM30 80V81H31ZM79 80V79H78ZM96 80H98V79H96ZM95 80V82L97 83V81ZM178 80V79H177ZM208 80V79H207ZM240 80H241V77H240ZM248 80V79H247ZM250 80V79H249ZM252 80V79H251ZM11 81H7V82H9V83H11ZM15 81V80H14ZM28 81V80H27ZM41 81V80H40ZM82 81V80H81ZM85 81V80H84ZM92 81V80H91ZM91 81H90V83L86 80L85 82H87V86H90L91 84H93V82L91 83ZM103 81V80H102ZM215 81H216V79H215ZM215 81H214V83H215ZM253 81V80H252ZM2 82V81H1ZM3 82H5V81H3ZM6 82V83H7ZM34 82H35V79H34ZM56 82H58V81H56ZM186 83L188 82V80L187 81H185ZM212 82V81H211ZM218 82V81H217ZM216 82V83H217ZM224 82H225V80H224ZM248 82V81H247ZM40 83V82H39ZM88 83L90 84V85H88ZM96 83H95V85H94V87L96 86ZM99 83H102V82H100L99 81ZM110 83V82H109ZM111 83H113V82H111ZM119 83V85H120V83L121 82H118ZM136 83H137V81H136ZM215 83V84H216ZM250 83H251V81H250ZM257 83V82H256ZM256 83H252V86L253 85H255ZM18 84V83H17ZM25 84V83H24ZM27 84H28V82H27ZM29 84H31V82L29 83ZM103 84H105L104 82H103ZM117 84V82H115V85ZM126 84V85H125ZM185 84V83H184ZM188 84V83H187ZM190 85H191V81H190V83H189ZM223 84V83H222ZM227 81H226V86H227ZM81 85V84H80ZM98 85V84H97ZM108 87H109V85L110 84H106ZM132 85L133 86H135L134 85V83L132 82ZM183 85V84H182ZM230 85V84H229ZM249 85V84H248ZM257 85V84H256ZM256 85H255V87H256ZM13 86V85H12ZM93 86V85H92ZM98 86H100V84L98 85ZM102 86V85H101ZM112 86V85H111ZM118 85H116V87H117ZM123 86V87H122ZM133 86H131V89L133 88ZM188 85H185V86H183L184 88L185 87H187ZM214 86H216V85H214ZM218 86V85H217ZM26 87V86H25ZM40 86H38V88H39ZM40 87V89H42ZM79 87V86H78ZM92 87V89H93V91H91V92H94V90H96V88L97 87ZM102 87H105V85L104 86H102ZM129 87V86H128ZM128 87H127V89H128ZM136 87V86H135ZM137 87H138V84H137ZM136 87V88H137ZM190 87V86H189ZM189 87H187V88H189ZM209 87V86H208ZM207 86H205V90H207V91H205V92H208V88ZM227 87H229V86H227ZM248 87V86H247ZM254 87V86H253ZM252 87V88H253ZM7 88V87H6ZM11 88V87H10ZM15 88V87H14ZM32 88V87H31ZM58 88V87H57ZM82 88V87H81ZM91 88V87H90ZM110 88V87H109ZM108 88V89H109ZM136 88H134V89H136ZM206 88H208V89H206ZM249 88V87H248ZM261 88V87H260ZM39 89V90H40ZM102 89V91H104V89L105 88H101ZM106 89H107V87H106ZM108 89H107V91H108ZM130 89V88H129ZM128 89V90H129ZM132 90V92H129V91H127V92H129V93H131L132 94V96H136L135 94H133V92L135 91V90ZM138 89H139V87H138ZM190 89V88H189ZM11 90V89H10ZM28 90V89H27ZM29 90H31V89H29ZM57 91H58V89H56ZM79 90V89H78ZM88 90H89V88H88ZM110 90H111V88H110ZM33 91H36V89L35 90H33ZM38 91V90H37ZM81 91V90H80ZM86 91L87 90H85L84 88H83V94L85 95V93H86ZM90 91V90H89ZM88 91V92H89ZM101 91V90H100ZM106 91V92H107ZM131 91V90H130ZM138 91V90H137ZM137 91H135V92H137ZM249 91V90H248ZM253 91V90H252ZM12 92H14V91H12ZM29 92V91H28ZM27 92V93H28ZM31 92H32V90H31ZM59 92V91H58ZM61 92V91H60ZM97 92V91H96ZM96 92L94 93V94H92V95H95L96 94ZM98 92H99V88H98ZM105 92V91H104ZM139 92V91H138ZM187 92H188V89H187ZM190 92V91H189ZM230 92V91H229ZM18 93V92H17ZM16 93V94H17ZM35 93V92H34ZM40 93V92H39ZM82 93V92H81ZM90 93V92H89ZM100 93H102V92H100ZM99 93V94H100ZM111 93V92H110ZM120 93V94H121ZM140 93V92H139ZM138 93V94H139ZM210 93V92H209ZM232 93V92H231ZM249 93V97H251V103H250V105L251 106H253L254 105V98H253V95L252 94H250L251 92H248ZM19 94V93H18ZM17 94V95H18ZM82 94V95H83ZM107 94V93H106ZM118 95L119 97L118 98H121L120 96L121 95ZM128 94V95H127ZM142 94V93H141ZM140 94V95H141ZM234 94V93H233ZM36 95V94H35ZM34 95V98L36 99V96ZM88 95H90V94H88ZM139 95V96H140ZM175 95V97H176V95L177 94H174ZM229 95V94H228ZM16 96V95H15ZM14 96V97H15ZM38 96V95H37ZM57 96V95H56ZM86 96V95H85ZM99 96H101V94L99 95ZM233 96V95H232ZM17 97V96H16ZM30 97V96H29ZM32 97V96H31ZM104 97H106V96H104ZM113 97V96H112ZM115 97V96H114ZM113 97V98H114ZM130 97V96H129ZM189 97V96H188ZM203 97H205L204 95H203ZM211 97V96H210ZM88 98V97H87ZM89 98H91L90 96H89ZM96 98V97H95ZM112 98V99H113ZM178 98H179V96H178ZM228 98H231V97H228ZM234 98H235V96H234ZM233 98V99H234ZM17 99H18V97H17ZM82 99V98H81ZM81 99H80V101H81ZM85 99V98H84ZM92 99H94V98H92ZM109 99V98H108ZM115 99H116V97H115ZM114 99V100H115ZM137 99V98H136ZM136 99L134 98L133 99V101L135 100L136 101ZM139 99V98H138ZM145 99H147L146 97H145ZM144 99V96L143 95H141L140 96V102H139V100H137L138 101V103H141V106H142V108H144V105L145 106H147L148 105V101H146ZM210 99V98H209ZM247 99V98H246ZM14 99L12 98V100L11 101H13ZM34 100V99H33ZM59 100H60V98H59ZM88 100V99H87ZM102 100H104L103 99V96H102ZM176 100H177V97H176ZM179 100H180V98H179ZM179 100H177L178 102H180ZM189 101H190V99H188ZM213 100V99H212ZM15 102H16V100H14ZM29 101V100H28ZM85 101V103H86V100H84ZM92 101V100H91ZM99 102H100V99L98 100ZM105 101H107L106 99H105ZM134 101V102H135ZM177 101H176V103H177ZM227 101V100H226ZM14 102V104H16ZM29 102H31V101H29ZM37 102V101H36ZM82 102V101H81ZM89 102H90V100H89ZM89 102H87L86 104V106H91L92 104H93V102H92V104H91V102H90V104H88ZM95 102H97V101H95ZM94 102V103H95ZM101 102H104V101H101ZM118 102H120V101H118ZM121 102H123V99L121 98ZM134 102H132V103H134ZM188 102V101H187ZM191 102V101H190ZM193 102V101H192ZM237 102V101H236ZM32 104L30 105V107H29V110H28V115H29V117H27V124L28 125H30V123H33V121H32V117L33 116H35V114H36V104L32 101L31 102ZM84 103V104H85ZM98 103V102H97ZM96 103V104H97ZM105 103V102H104ZM137 103V104H138ZM189 103V102H188ZM213 104V102H211V99H210V102H209V104ZM226 103V102H225ZM99 104V103H98ZM96 105V106H98V107H100V106H102V105ZM102 104V103H101ZM131 104V105H130ZM136 104V103H135ZM134 104V105H135ZM180 105L179 106H181V108H182V105H181V102L179 103ZM190 104V103H189ZM234 104V103H233ZM237 104V103H236ZM123 105V104H122ZM121 105V106H122ZM126 104H124V106H125ZM178 104H175V107H176V110H177V106ZM193 105V104H192ZM190 106V108L191 107H193V106ZM256 105H257V103H256ZM12 106V105H11ZM104 106V105H103ZM102 106V108H104ZM126 106H128V105H126ZM137 106V105H136ZM139 104H138V108H139ZM140 106V107H141ZM211 106V105H210ZM212 106H214V105H212ZM227 106V105H226ZM230 106V105H229ZM15 107V109H16V106H13V108ZM56 107V106H55ZM83 107V106H82ZM95 107V106H94ZM94 107H92L93 109H94ZM199 107V106H198ZM1 108V107H0ZM12 108V109H13ZM84 109V111L81 113V115L79 116L80 118H79V121L81 122V123H83L84 124V127H85V129H86V131L89 133V138H90V141H88V142H90V144L89 145H91L90 146V150H91V147H93L92 148V150H93V152L92 153H90V154H92V161H93V163L95 164V166H96V171H97V174L96 175H98V177L99 178H97V179H99L100 180V182H98V183H100V187L102 188V190H104L105 192L104 193H106L105 195L107 196V197H105V198H107V202H108V204H110V206H112L113 207V218H112V220H113V223L112 224H114V226H116L119 230H120V235H121V238H119L120 239V245H121V249L122 250H124L122 253L125 255V260L124 261H126L125 263L127 264V263H134V261H131V258H132V254L133 253H131L132 251L130 250V248H129V250L127 249V243H129V242H127L128 241V239L130 238V236H131V234H135V237L132 239V241L133 240H135V238H136V234H137V231H140L141 230V226L144 224V222H145V217H146V211H147V208L149 207L150 208V203L149 204H147L148 202H150V201H148V199L150 198V195L155 191V188H154V181L153 180H155L154 178H153V172H152V169L150 168V166L148 165V163H147V160H145V157H144V149H143V145H142V143H144L143 142V140H145L144 138V134H143V131L141 130L142 129V127L140 128L139 127V123H138V116L136 115V113H132V109L130 108V107H128V108H130V109H128V108H126L125 107V109L126 110H128V111H131V113H132V115L134 116V119L133 120H131V119H129V120H131V122L132 121H134V124H135V127H134V132H135V134H136V143H133V144H136V146L135 145H133V146H135L133 149H135V150H133L132 152H134L135 151V156H136V158H137V161L139 160L140 161V163H139V168L138 167H134V168H137V169H139V174H138V177H139V188H138V190L135 192V200L133 201V203H131V202H127L126 201V197H127V192H129L128 191V183L129 182H131V180L130 179H132V178H134V174H133V177H132V171L130 172V168H129V170H126V169H120V166H118L117 168L114 166L115 164H113V161H115V159L114 160H112L111 161V158H109V157H107L108 155H107V153H106V155L107 156H105V154H104V152H108V151H103V149L105 150V148H103L104 146H106V143L108 142V140H107V142L105 143V145L104 144H102V142H101V140H100V138H99V130H98V132H96V128L95 127H97L98 128V126H96L97 124H100V121H99V123H97L98 122V120H95L96 118L98 119V117H99V114H101L102 115V110L100 109L99 111H101V113H99L98 114V111L96 112L97 113V116H96V114L93 112V114H95V117H94V115H92V112H91V110L90 109H86V108H88V107H83ZM134 108H136V107H133V109ZM141 108V109H142ZM180 108V107H179ZM180 108V109H181ZM189 108V109H190ZM202 108L203 107H201L200 109L202 110ZM211 108V107H210ZM229 108V107H228ZM14 109V110H15ZM74 109V108H73ZM97 109V108H96ZM124 109V108H123ZM147 109H148V106H147ZM177 110V111H181V110ZM192 109H194V107L192 108ZM191 109V110H192ZM198 109V108H197ZM204 109V108H203ZM231 109V108H230ZM239 109V108H238ZM17 110H19V108L17 109ZM26 110V109H25ZM71 110H72V108H71ZM70 109L64 114V117L63 118H66V120H67V123H66V125H65V127H66V131L64 130V132L66 133L64 136H66L65 138V147L64 148H66V149H69V148H72L74 145H73V140H72V138L73 137H75V134H74V130H75V128H76V123H77V119H76V116H75V114L74 115H72L74 112V110H72L71 111ZM112 110H114V108L112 109ZM136 110V109H135ZM137 110H139V109H137ZM136 110V111H137ZM190 110V112H191V114H193V110L191 111ZM200 110V111H201ZM93 111V110H92ZM95 111V110H94ZM122 111V110H121ZM134 111V110H133ZM136 111H134V112H136ZM176 111V112H177ZM204 111V110H203ZM211 111L212 110H210V113H211ZM215 111V110H214ZM225 111V110H224ZM226 111H230L229 109L227 110V107H226ZM225 111V112H226ZM233 111H235V110H233ZM15 113H16V111H14ZM73 112V113H72ZM117 112H118V110L116 109L115 110V114H113L112 112L110 113V115L111 114H113L114 115V117L113 118H115V116H116V114H117ZM122 112H124V111H122ZM141 112V111H140ZM150 112V111H149ZM202 112V111H201ZM237 112V111H236ZM40 113V112H39ZM38 113V114H39ZM43 113H45V112H43ZM105 113L108 115V113H107V111L106 112H103V115H105ZM131 113H130V117L132 116L131 115ZM143 113V112H142ZM141 113V114H142ZM177 113H180L181 114V112H177ZM194 113H196V111L194 112ZM200 113V112H199ZM232 113V112H231ZM25 114H26V112H25ZM41 115H42V113H40ZM123 114V113H122ZM129 114V113H128ZM138 114H139V112H138ZM140 114V115H141ZM180 114H178V115H180ZM198 114V113H197ZM203 114H204V112H203ZM214 114V113H213ZM213 114H212V117H215V116H213ZM228 114V113H227ZM226 114V115H227ZM236 114H238V113H236ZM14 115V114H13ZM61 115V114H60ZM59 115V116H60ZM103 115L101 116V119L102 118H104L103 117ZM106 115V116H107ZM121 115V114H120ZM124 115V114H123ZM126 115V114H125ZM190 115V114H189ZM195 115V114H194ZM199 115V114H198ZM16 116V115H15ZM176 116V115H175ZM193 116V115H192ZM196 116V115H195ZM228 116V115H227ZM14 117V116H13ZM17 117V116H16ZM62 117V116H61ZM121 117V116H120ZM140 117H142V115L140 116ZM139 117V118H140ZM198 117V116H197ZM211 117V116H210ZM234 117V116H233ZM232 117V115H231V118H233ZM235 117H237V116H235ZM42 118H44V117H42ZM113 118H111V119H113ZM123 118V116L120 118V119H122ZM133 118V117H132ZM176 117H174V119H175ZM178 118V117H177ZM176 118V119H177ZM179 118H182V117H180L179 116ZM193 118V117H192ZM228 118H229V116H228ZM230 118V119H231ZM17 119V118H16ZM22 119V118H21ZM35 119V118H34ZM33 119V120H34ZM39 119H41V117H39ZM100 119V120H101ZM106 119V118H105ZM104 119V120H105ZM110 119V120H111ZM116 119H117V117H116ZM190 119V118H189ZM194 119V118H193ZM235 119V118H234ZM234 119H231V121L232 120H234ZM12 120V119H11ZM14 120V119H13ZM18 120V119H17ZM37 120V119H36ZM42 120H44V119H42ZM115 120V119H114ZM124 120V119H123ZM123 120H115L114 122L115 123H117L118 121H123ZM150 120V119H149ZM148 120V121H149ZM180 120V119H179ZM178 120V121H179ZM188 120V119H187ZM229 120V119H228ZM227 120V121H228ZM97 121V122H96ZM106 121V120H105ZM128 121V120H127ZM126 121V122H127ZM140 121H141V119H140ZM139 121V122H140ZM147 121V122H148ZM17 122V121H16ZM23 122H24V120H23ZM36 122V121H35ZM34 122V123H35ZM42 122V121H41ZM66 122V121H65ZM102 122V121H101ZM112 122V121H111ZM113 122V123H114ZM124 122V121H123ZM129 122V121H128ZM149 122H151V121H149ZM189 122V121H188ZM194 122H197V121H194ZM235 122V121H234ZM26 123V122H25ZM103 123H106V122H103ZM130 123V122H129ZM231 123V122H230ZM232 123H233V121H232ZM231 123V124H232ZM42 124H43V122H42ZM118 125H119V123H117ZM131 124H133V122L131 123ZM143 124V123H142ZM141 124V125H142ZM176 124H179V123H176ZM182 124V123H181ZM195 124V123H194ZM230 124V125H231ZM234 124V123H233ZM183 125V124H182ZM196 125V124H195ZM103 126H105V124H103L102 125V127ZM108 126V125H107ZM112 126H114V127H112V128H114L115 129V126L116 125H113L112 124ZM120 126H122V124L120 125ZM131 126V125H130ZM129 126V127H130ZM177 127L179 126V125H176ZM184 126V125H183ZM78 127V126H77ZM111 127V126H110ZM117 127V126H116ZM132 127V126H131ZM182 126H180L179 128H181ZM232 127H235V126H232ZM231 127V128H232ZM81 128V127H80ZM95 128V129H94ZM105 128H106V126H105ZM107 128H109V127H107ZM120 129H121V127H119ZM127 128H128V124H127ZM127 128H126V132H128L127 131ZM140 128V129H139ZM178 128V129H179ZM99 129H101V128H99ZM120 129H118L119 131H120ZM131 129V128H130ZM130 129H128L129 131H130ZM183 129V128H182ZM182 129H180V130H182ZM95 130V131H94ZM116 130H117V128H116ZM123 130V129H122ZM177 130V129H176ZM234 130V129H233ZM103 131H104V127H103ZM102 131V132H103ZM106 131V130H105ZM109 131V133H110V130H108ZM111 131H112V129H111ZM114 131V130H113ZM112 131V132H113ZM183 131V130H182ZM55 132H56V130H55ZM77 132V131H76ZM133 132V133H134ZM236 132V131H235ZM234 131H233V133H235ZM31 133V132H30ZM82 133V132H81ZM105 133V132H104ZM104 133H102L101 135H103ZM114 133H115V131H114ZM123 133V132H122ZM132 132H131V135L133 134ZM237 133V132H236ZM235 133V134H236ZM29 134V133H28ZM28 134H26V136L28 135ZM55 134V133H54ZM73 134H74V136H73ZM84 134V133H83ZM198 134V133H197ZM33 135H34V133H33ZM77 135V134H76ZM81 135V134H80ZM79 135V136H80ZM88 135V134H87ZM117 135H118V137H120V135H121V133H120V135L118 134V132H117V134H116V136L114 135V138L115 137H117ZM126 135V134H125ZM134 135V134H133ZM176 135V134H175ZM195 135H196V133H195ZM238 135V134H237ZM54 136V135H53ZM79 136L77 137V138H79ZM122 136V135H121ZM127 136V135H126ZM129 136H130V133H129ZM198 136V135H197ZM81 137V136H80ZM84 137H85V135H84ZM88 137H87V139H88ZM105 137H106V135H105ZM109 137H110V135H109ZM112 137V136H111ZM123 137V136H122ZM121 137V138H122ZM160 137V136H159ZM158 137V138H159ZM32 138H33V136H32ZM83 138V137H82ZM125 138V137H124ZM135 138V137H134ZM196 138H198V137H196ZM54 139V138H53ZM80 139V138H79ZM84 139V138H83ZM102 139V141H103V139L105 140V138L103 137V138H101ZM109 139V138H108ZM111 139V138H110ZM110 139H109V141H110ZM26 140V139H25ZM29 140V139H28ZM114 139L112 138V141H113ZM121 140V139H120ZM177 140V139H176ZM179 140V139H178ZM178 140H177V144H178ZM211 140V139H210ZM31 141V143H32V139L30 140ZM71 141H72V147H71ZM86 141V140H85ZM128 142V138H126V139H124V146H126L125 144H126V142ZM157 141V140H156ZM160 141V140H159ZM180 141V140H179ZM197 141V140H196ZM209 141V140H208ZM212 141V140H211ZM210 141V142H211ZM14 142H16V140L14 141ZM28 142V141H27ZM87 142V141H86ZM87 142V143H88ZM147 142V141H146ZM185 142V141H184ZM205 142H207V141H205ZM30 143V142H29ZM76 143V142H75ZM78 143H80V142H78ZM86 143V144H87ZM110 143H111V141H110ZM110 143H109V145H110ZM113 143V142H112ZM111 143V145H113ZM120 142L118 141V144H119ZM212 143V142H211ZM16 144H18V142H16ZM108 144V143H107ZM117 144V143H116ZM121 144H123L122 142H121ZM131 144V143H130ZM182 144V143H181ZM192 144H193V142H192ZM212 144H214V142L212 143ZM103 145V146H102ZM187 145V144H186ZM198 144L196 143V145H194L195 147H192V149H195L196 148V146H197ZM131 146V145H130ZM178 146V145H177ZM108 147V146H107ZM113 146H111V148H112ZM119 146H117L116 148H118ZM127 147V146H126ZM182 147H183V145H182ZM198 147V146H197ZM208 147V146H207ZM206 147V148H207ZM64 148L62 149V150H64ZM79 148H81V146H79ZM78 147L76 148V149H79ZM109 148V147H108ZM111 148H109V149H111ZM123 148V147H122ZM128 148V147H127ZM147 148V147H146ZM213 148V147H212ZM75 149V150H76ZM108 149V150H109ZM131 149V148H130ZM183 149V148H182ZM197 149V148H196ZM18 149H16L15 151H17ZM42 150V149H41ZM79 150H81V149H79ZM187 150V149H186ZM212 151H213V149H211ZM13 151H14V149H13ZM15 151L13 152L14 154H15ZM19 151V150H18ZM112 151V150H111ZM118 151V150H117ZM121 151V150H120ZM215 151V150H214ZM213 151V152H214ZM217 151V150H216ZM124 152V151H123ZM123 152H118L117 154H119V153H123ZM127 152H128V150L125 152L126 153V155H127ZM183 152H184V150H183ZM183 152H181V154L183 153ZM191 152V151H190ZM196 152V151H195ZM46 153V152H45ZM70 153H71V151H70ZM69 153V154H70ZM73 153V152H72ZM186 153V152H185ZM188 153V152H187ZM198 152H196V154H197ZM215 153H217V152H215ZM62 154L66 157V155H65V153H63L62 152ZM79 154H81L80 152H79ZM79 154H73V155H75V156H72V157H74L75 158V161H73V162H75V166H73L74 167V171H73V169H71V171H73V181L71 180V182H75V185H76V183L78 184V186H80L79 188H81V186H82V184H83V186L82 187H84V185H85V183L83 182L84 180H83V178H84V172L86 171V170H84V172H83V168H85L84 167V165H83V159H82V157H81V155H79ZM116 154V151H115V154L112 156V158L113 157H115V155H117ZM146 154V153H145ZM184 154V153H183ZM206 154H208V153H206ZM63 155H61V156H59V157H61V160L63 161V159H62V157H64ZM123 155V154H122ZM125 155V156H126ZM18 156V155H17ZM21 156V155H20ZM43 156V155H42ZM128 156V155H127ZM180 156H182V155H180ZM196 156H199V155H196ZM215 156V155H214ZM217 156V155H216ZM216 156H215V158H216ZM58 157V158H59ZM69 157H70V155H69ZM68 157V158H69ZM122 156H120V158H121ZM124 157V156H123ZM147 158H148V156H146ZM184 157V156H183ZM200 157V156H199ZM199 157H197V159H199ZM12 158L13 159H18V158H16V156L15 157H13V155H12ZM39 158H41V157H39ZM182 158V157H181ZM185 158V157H184ZM13 159H12V161H13ZM42 159V158H41ZM60 159V158H59ZM117 159H118V157H117ZM117 159H116V161H117ZM125 159H127V162L126 163H131V162H129L128 161V157H125ZM189 159V158H188ZM11 160V159H10ZM40 160V159H39ZM60 160V162L62 163V161ZM70 160V159H69ZM69 160L67 159V162H69ZM72 160H74L73 158L71 159V161ZM84 160H85V158H84ZM121 161H122V158L120 159ZM216 160V159H215ZM16 161V160H15ZM43 161H44V159H43ZM65 161H66V159H65ZM64 161V162H65ZM83 161V162H82ZM115 161V162H116ZM136 161V162H137ZM138 161V162H139ZM148 161H149V158H148ZM212 161V160H211ZM217 161V160H216ZM10 162V161H9ZM9 162H7V163H9ZM72 162V163H73ZM114 162V163H115ZM122 162H124L125 163V161H122ZM122 162H121V166L123 165L122 164ZM137 162V163H138ZM180 162V161H179ZM70 163V162H69ZM186 163V162H185ZM184 163V164H185ZM10 164V163H9ZM9 164H8V166H9ZM12 164H13V162H12ZM14 164H16V162L14 163ZM68 164V163H67ZM182 164V163H181ZM17 165V164H16ZM60 165V167H62L61 166V164H59ZM62 165H64V164H62ZM66 165V164H65ZM64 165V166H65ZM73 165H74V163H73ZM130 165V164H129ZM132 165V164H131ZM13 166H15V165H13ZM117 166V165H116ZM126 166H127V164H126ZM186 166V165H185ZM1 167H3V166H1ZM17 167V166H16ZM66 167H68L67 165H66ZM66 167H63V168H65V171L67 170L66 169ZM72 167V168H73ZM122 167H124V166H122ZM131 167V166H130ZM153 167V166H152ZM12 168V167H11ZM11 168H9V170H11V171H13V173H14V171L15 170H13V168L11 169ZM59 168V167H58ZM119 168V169H118ZM15 169V168H14ZM18 169H19V167H18ZM86 169V168H85ZM185 169V168H184ZM204 169V168H203ZM8 170V169H7ZM17 170V169H16ZM61 170L62 171H64L63 169H57V171L59 172H61ZM0 171H3V170H0ZM56 171V169H55V172H57ZM203 171V174H204V170H202ZM208 171V170H207ZM16 172V171H15ZM18 172H20L19 170H18ZM18 172H16V173H18ZM54 172V173H55ZM191 172V171H190ZM218 172V171H217ZM2 173V172H1ZM9 173V172H8ZM12 173V174H13ZM64 173V172H63ZM63 173H61L62 175H63ZM192 173V172H191ZM198 173V172H197ZM253 173V172H252ZM10 174H11V172H10ZM11 174V175H12ZM59 174V173H58ZM60 174V176L62 177V175ZM65 174V173H64ZM183 174V173H182ZM202 174V173H201ZM202 174V175H203ZM250 174V173H249ZM255 174V173H254ZM17 175V174H16ZM20 175H21V173H20ZM253 175V174H252ZM13 176H14V174H13ZM22 176V175H21ZM55 176H57V174L55 173ZM71 176H72V173H71ZM189 176V175H188ZM188 176H186V178L188 177ZM207 176H208V174H207ZM249 176H251V175H249ZM248 176V177H249ZM63 177H65V176H63ZM70 177V176H69ZM132 177V178H131ZM204 177V175L202 176V178ZM206 177V176H205ZM252 177V176H251ZM250 177V178H251ZM17 178H19V179H21L22 177H17ZM17 178H13V179H17ZM90 178H92L91 176H90ZM137 178V177H136ZM197 178V177H196ZM250 178H248V179H250ZM253 178H256V176L254 177L253 176ZM12 179V178H11ZM10 179V180H11ZM23 179V178H22ZM21 179V180H22ZM56 179H58L57 177H56ZM60 179H62V178H59V180ZM63 179H65V178H63ZM62 179V180H63ZM71 179V178H70ZM69 179V180H70ZM89 179V178H88ZM93 179V178H92ZM184 179V178H183ZM188 179V178H187ZM206 179H208V177L206 178ZM252 179V178H251ZM250 179V180H251ZM59 180H57V181H59ZM61 180V181H62ZM250 180H249V189L248 190H250V184H251V182H253V181H251L250 182ZM253 180H255V179H253ZM17 180H15V182H16ZM61 181H59V182H61ZM184 181V180H183ZM256 181V180H255ZM63 182V181H62ZM61 182V184H63ZM22 183V182H21ZM255 183V182H254ZM186 184V183H185ZM19 185H20V181H19ZM157 185V184H156ZM192 185V184H191ZM206 185V184H205ZM247 185V184H246ZM255 185V184H254ZM62 187H63V185H61ZM60 186V187H61ZM132 186V185H131ZM58 187V186H57ZM60 187H58V188H60ZM61 187V188H62ZM75 187L76 186H74V189H75ZM134 187V186H133ZM132 187V188H133ZM200 187H202V186H200ZM246 187V186H245ZM60 188V189H61ZM77 188V187H76ZM85 188V187H84ZM84 188H81V190H83ZM252 188V187H251ZM59 189V190H60ZM86 189V188H85ZM127 189V190H126ZM58 190V189H57ZM62 190V189H61ZM79 189L77 188V190L76 191H78ZM80 190V192H84V191H81ZM131 190H134V188L133 189H131ZM159 190V189H158ZM192 190V189H191ZM208 190H210V191H212L211 189H208ZM247 190V192H249ZM254 190V189H253ZM15 191V190H14ZM91 191V190H90ZM87 192V191H86ZM88 192H89V190H88ZM165 192H166V190H165ZM208 192V191H207ZM251 192V191H250ZM77 193V192H76ZM132 193H133V191L131 192V195H132ZM168 193V192H167ZM192 193L194 194V192L192 191ZM211 192H209V195H208V203L210 204V207L211 208H214L215 209V204L216 203H214L213 202V196L211 195V194H213V193H211ZM253 193V192H252ZM12 194V193H11ZM18 194H19V192H18ZM92 196H94L92 193H90ZM192 194V195H193ZM198 194L199 193H197L196 195L198 196ZM206 194V193H205ZM16 195V194H15ZM21 195V194H20ZM19 195V196H20ZM80 195L82 196L83 194H81L80 193ZM87 195V194H86ZM133 195H134V193H133ZM165 195H167V194H165ZM170 195V194H169ZM204 195V194H203ZM217 195V194H216ZM248 195H251V194H248ZM253 195H254V193H253ZM13 196V195H12ZM77 196H78V194H77ZM81 196H79V197H81ZM88 196V195H87ZM86 196V197H87ZM159 195H157V197H158ZM161 196V195H160ZM197 196H193V198H192V196H191V198L193 199V202L192 203H194L193 204V206H195L197 209H198V211H195V213L196 212H199V215L198 216H200V218H201V220H202V222H200V223H206L207 222V218H206V216L205 215H207V214H205L204 212H203V209L201 210V207H203L202 206V203H201V205H200V202H199V200L201 199L200 198V196H199V198L197 197ZM218 196H219V194H218ZM1 197V196H0ZM78 197V198H79ZM85 197V198H86ZM89 197V196H88ZM156 197V198H157ZM174 197V196H173ZM18 198V197H17ZM49 198V197H48ZM90 198V197H89ZM89 198H88V200H89ZM95 198V197H94ZM161 198H163V201L161 202V205L163 204V202H164V204H166V202L167 201H169V204H170V209L167 211L168 213H166V214H168L169 215V217H168V219L171 217V219H173L172 221H171V223L170 224H166V221L164 220V219H161L162 221H163V228H164V230L163 231H165V233H163L162 234V236L165 234V236H164V238L162 237V239H163V245H164V249L166 250L164 253L166 254L165 256H166V258H167V256H168V260H169V262L168 261H166V262H168V264L170 263V264H175V262H176V246L177 245H175L176 244V242H177V233H176V226H177V223H178V219L176 218V215H175V210H176V208L174 209V207H176V205L178 206V204H176V205H174V198L173 199H170L171 197L169 196V197H167V196H163V197H160L159 199L160 200H162ZM221 198V197H220ZM14 199V198H13ZM80 199V198H79ZM87 199V198H86ZM91 199H92V197H91ZM90 199V200H91ZM152 199V198H151ZM150 199V200H151ZM154 199V198H153ZM169 199V200H168ZM191 199V200H192ZM199 199V200H198ZM216 199V198H215ZM20 200V198H18V202H20L19 201ZM49 200H50V198H49ZM96 201H97V199H95ZM105 200V199H104ZM159 200V201H160ZM12 201V200H11ZM47 201H48V199H47ZM94 201V200H93ZM153 201H155V200H153ZM166 201V202H165ZM201 201V200H200ZM217 201H219V200H217ZM216 201V202H217ZM250 201V200H249ZM253 201H254V198H253ZM253 201L251 202L252 204H254L253 203ZM18 202H15V203H17L18 204ZM88 202H90V201H87L86 202V205H87V203ZM188 202V201H187ZM202 202V201H201ZM168 203V202H167ZM47 204V203H46ZM94 204L95 203H91L90 205H89V207L91 206V205H93V207H94ZM104 204H106V203H104ZM218 204V203H217ZM51 205V204H50ZM53 205V204H52ZM87 205V206H88ZM97 205V204H96ZM101 205V204H100ZM189 205V204H188ZM191 205V204H190ZM47 206V205H46ZM68 206V205H67ZM70 206V205H69ZM218 206H219V204H218ZM217 205H216V207H218ZM253 206V205H252ZM49 207V206H48ZM47 207V208H48ZM51 207V206H50ZM49 207V208H50ZM54 207V206H53ZM88 207V208H89ZM107 207V206H106ZM153 207V206H152ZM165 207H167L168 208V206L166 205ZM46 208V207H45ZM67 208V207H66ZM71 208V207H70ZM92 207H90V210H92L91 209ZM100 208V207H99ZM98 208V209H99ZM110 208V207H109ZM127 208V209H126ZM154 208V207H153ZM161 208V207H160ZM219 209H220V206L218 207ZM95 209V208H94ZM106 209V208H105ZM111 209V208H110ZM158 209V208H157ZM166 209V208H165ZM164 209V210H165ZM194 209V208H193ZM48 210V209H47ZM68 210V209H67ZM90 210L88 211V212H90ZM96 210V209H95ZM161 210H162V208H161ZM160 210V211H161ZM221 210V209H220ZM69 211V210H68ZM67 211V213H69ZM70 211H71V209H70ZM78 211H79V209H78ZM99 211H101V210H99ZM166 211V210H165ZM211 211V210H210ZM66 212V211H65ZM77 212V211H76ZM80 212V211H79ZM87 212V213H88ZM97 212V211H96ZM96 212H95V214H96ZM153 212V211H152ZM179 212V211H178ZM178 212H176V213H178ZM53 213V212H52ZM66 213V214H67ZM71 213V212H70ZM87 213H85V214H87ZM91 213H94V210H93V212H91ZM91 213H89L90 214V216H92V218L90 219V220H92L93 218L94 219H96L95 218V216H97V215H93V214H91ZM111 213V212H110ZM148 213V212H147ZM156 213V212H155ZM163 213V212H162ZM180 213V212H179ZM178 213V214H179ZM218 213H220L219 211H218ZM17 214V213H16ZM48 214V213H47ZM78 214V213H77ZM81 214V213H80ZM80 214H78L79 216H80ZM101 214H103L102 213V211H101ZM157 214V213H156ZM165 214V213H164ZM236 214V213H235ZM49 215V214H48ZM77 215V216H78ZM220 215V214H219ZM239 214H237V216H238ZM53 216V215H52ZM66 217H68L67 215H65ZM94 216V217H93ZM100 216H102V215H100ZM159 216V215H158ZM214 216V215H213ZM49 217V216H48ZM51 217V216H50ZM65 217V218H66ZM85 217H87V215L85 216ZM103 218H104V215L102 216ZM100 218L101 220H102V222H104L103 221V218ZM151 217H154V216H151ZM151 217H149L150 218V221H149V223L151 224V226L154 228L155 226H156V219H153V218H151ZM160 217V216H159ZM162 217L164 218L165 216L164 215H162ZM167 217V216H166ZM165 217V218H166ZM177 217H181V216H177ZM78 218V217H77ZM198 218V217H197ZM14 219H15V217H14ZM47 219V218H46ZM68 219H69V217H68ZM80 218H78V220H79ZM87 219V218H86ZM93 219V220H94ZM219 219V218H218ZM67 220V219H66ZM104 220H107V218H105ZM149 220V219H148ZM170 220V219H169ZM225 220H226V217H225ZM49 221V220H48ZM47 221V223H49ZM68 221H70V220H67V223L66 224H68L69 222ZM80 221H83L82 220V217H81V220ZM79 221V222H80ZM87 221H88V219H87ZM97 221V220H96ZM99 221V220H98ZM97 221V222H98ZM161 221V222H162ZM168 221V220H167ZM52 222V221H51ZM64 222H65V220H64ZM94 222V221H93ZM97 222H95V223H93V225L95 224V229H94V231H91L92 233H90V231H89V236H90V240L88 241V243L86 244V240L84 241L85 243L84 244H86L87 245V250L90 252V260H89V264H102L103 262H104V255H105V251H103V248H106L107 247V244H108V241H109V239H108V235H107V237L106 238H101V235H100V233H101V231L99 232V228H98V223ZM148 222V221H147ZM160 222V221H159ZM219 222H220V224L223 226L224 225V219L223 218H220V220H219ZM53 223V222H52ZM88 223V222H87ZM87 223L85 224V225H87ZM92 223V222H91ZM101 223V222H100ZM135 223H137V226L135 227L134 225H135ZM182 223V222H181ZM180 223V224H181ZM211 223V222H210ZM209 223V224H210ZM65 224V225H66ZM81 223H79V225H80ZM110 224V223H109ZM162 224V223H161ZM184 224H188V223H184ZM203 224V225H204ZM212 224V223H211ZM218 224V223H217ZM63 225V224H62ZM72 225V224H71ZM70 225V226H71ZM82 225V224H81ZM107 225V224H106ZM147 225H149L148 223H147ZM221 225H220V227H221ZM150 226V227H151ZM66 227V226H65ZM77 227H78V225H77ZM76 227V230L78 229ZM85 227V226H84ZM87 227H90V225L89 226H87ZM133 227H135V229H137V230H135L134 231V233H133ZM143 227V226H142ZM149 227V228H150ZM151 227V228H152ZM180 227H182V226H180ZM180 227H179V233H178V235H180ZM185 227H187V226H185ZM204 227V226H203ZM247 227V226H246ZM86 228V227H85ZM105 228V227H104ZM108 228V227H107ZM150 228V229H151ZM152 228V230H155V228L153 229ZM64 229H66L67 230V227L66 228H64ZM75 229V228H74ZM90 229H91V227H90ZM185 229V228H184ZM187 229V228H186ZM185 229V230H186ZM210 229V228H209ZM241 230H243V229H245V228H240ZM50 230V229H49ZM65 230V231H66ZM81 230H82V228H81ZM104 230V229H103ZM105 230H108V229H106L105 228ZM220 230V229H219ZM246 230H247V232H248V229L246 228ZM251 230V229H250ZM51 231V230H50ZM49 231V232H50ZM53 231V230H52ZM62 231H64V230H62ZM69 231V230H68ZM83 231H85V230H82V232ZM87 231V232H88ZM142 231V230H141ZM208 231V230H207ZM207 231H205V233L207 232ZM245 230H243V232H244ZM32 232V231H31ZM30 232V233H31ZM48 232V233H49ZM78 232H80V229H79V231ZM77 231L75 232V234H77L78 233ZM103 232H105V231H103ZM244 233V234H246L245 235V238H241V239H246L247 241H248V238H250V234L249 233ZM33 233V232H32ZM48 233H47V236H48ZM51 233H53V232H50L49 234H51ZM65 233H67V232H65ZM64 233V235H65V237L68 235H66ZM69 233V232H68ZM81 233V232H80ZM79 233V234H80ZM139 233V235H140V239H141V235H142V232L140 233V232H138ZM162 233V232H161ZM190 233V232H189ZM242 232L240 231V234H241ZM251 233V232H250ZM107 234V233H106ZM185 234H186V232H185ZM185 234H183V236L185 235ZM221 234H222V232H221ZM32 235V234H31ZM52 235V234H51ZM51 235H49V238H51L50 236ZM81 236L80 237H82V234H80ZM85 235V234H84ZM87 235H88V233H87ZM102 235H103V233H102ZM190 235V234H189ZM189 235H187L186 237H188ZM236 235H238V234H236ZM79 236V235H78ZM78 236H76V237H78ZM104 237L106 236L105 234L103 235ZM134 235H132V237H133ZM138 236V235H137ZM240 237H241V235H239ZM67 237H69V236H67ZM66 237V238H67ZM239 237V238H240ZM79 238V237H78ZM83 238V237H82ZM86 238H88V237H86ZM138 238V239H139ZM180 238V237H179ZM206 238V237H205ZM252 238V237H251ZM62 239H65L64 237L62 238ZM144 239V238H143ZM185 238H183V240H184ZM191 238H189V240H190ZM213 239H214V237H213ZM240 239V240H241ZM48 240V239H47ZM50 240H52V239H50ZM49 240V241H50ZM68 239H65V241H67ZM78 240V239H77ZM76 240V241H77ZM80 241H81V239H79ZM179 240V239H178ZM188 240V241H189ZM243 240V241H244ZM245 240V241H246ZM46 241V240H45ZM48 241V242H49ZM62 241H64V240H62ZM79 241V242H80ZM140 241V240H139ZM139 241L137 240L136 242H138L139 243ZM148 240L146 239V241L145 242H147ZM211 241V240H210ZM119 242V241H118ZM117 242V243H118ZM144 241H142V242H140L139 244H141V243H143ZM183 242V241H182ZM186 242V241H185ZM212 242V241H211ZM51 241L47 244L48 246H51ZM112 243V242H111ZM116 243V244H117ZM151 243V242H150ZM187 243H190L191 244V241H189V242H187ZM213 243V242H212ZM242 243V242H241ZM248 243V242H247ZM50 244V245H49ZM53 244V243H52ZM78 244V243H77ZM76 244V245H77ZM114 244V243H113ZM112 244V245H113ZM177 244H179V242L177 243ZM181 244V243H180ZM180 244H179V246H180ZM183 244V243H182ZM181 244V245H182ZM190 244H189V248H187V249H185V248H183L184 249V251L185 250H188V249H190ZM216 244V243H215ZM238 244H240V242L238 243ZM250 244V243H249ZM81 245V244H80ZM79 245V246H80ZM109 245V244H108ZM112 245H111V247H112ZM135 245V243H133L132 244V246H134ZM138 245V244H137ZM143 245V244H142ZM146 245H148V244H146ZM160 245H162V243H160ZM185 246L184 247H186L187 245L186 244H184ZM211 245V244H210ZM213 245V244H212ZM242 245V244H241ZM243 245H246V243H243ZM248 245V244H247ZM246 245V246H247ZM251 245V244H250ZM250 245H249V247H250ZM40 247L39 248H41V245H39ZM46 247L45 249H44V251L46 250V249H48L49 247ZM110 246V245H109ZM126 246V247H125ZM140 246V245H139ZM139 246H138V249H139ZM183 246V245H182ZM216 246V245H215ZM52 247V246H51ZM50 247V248H51ZM77 247V246H76ZM84 247V246H83ZM115 247V246H114ZM114 247H112V248H114ZM118 247V246H117ZM116 247V248H117ZM144 247H147V248H145V250L146 251H148V250H150L151 249V247L149 248L148 246H144ZM178 247V246H177ZM181 247V246H180ZM216 247H218V245L216 246ZM239 247H240V245H239ZM49 248V249H50ZM54 248H55V245H54ZM78 248V247H77ZM86 248V247H85ZM126 248V249H125ZM133 249H134V247H132ZM161 248H163V247H161ZM244 248H245V246H244ZM247 248V247H246ZM55 249H58V248H55ZM111 249V248H110ZM109 249V250H110ZM141 249V248H140ZM239 249V248H238ZM237 249V250H238ZM251 249V248H250ZM39 250V249H38ZM79 250V249H78ZM80 250H81V248H80ZM85 250V249H84ZM84 250H82V251H84ZM105 250V249H104ZM108 250V249H107ZM106 250V251H107ZM112 250V249H111ZM113 250H115V249H113ZM117 250H119V247H118V249ZM121 250V251H122ZM134 250H136V252L138 251L137 249H136V245H135V249ZM143 250V249H142ZM182 250V249H181ZM191 250H192V248H191ZM215 250V249H214ZM213 250V251H214ZM217 250V249H216ZM248 250H249V248H248ZM42 251V249H40V253L41 254H46V255H48V251H46L47 253H42L41 252ZM43 251V252H44ZM52 251H54L53 250V248H52ZM52 251H50V252H52ZM58 251V250H57ZM57 251H56V253H57ZM145 251V252H146ZM183 251V253L185 254L186 252H184ZM64 251H61V254L63 253ZM85 252V251H84ZM111 252V251H110ZM149 252L150 251H148V252H146L147 253V255L149 254ZM152 252V251H151ZM217 252V251H216ZM82 253V252H81ZM108 253H109V251H108ZM113 253V252H112ZM121 253V254H122ZM145 253V254H146ZM180 253V252H179ZM182 253V255L184 256V254ZM191 253V252H190ZM190 253H189V255H190ZM245 253V251H243V255H245L244 254ZM246 253H249V252H246ZM54 254H55V252H54ZM53 254V252H52V256L54 255ZM65 254V253H64ZM64 254H63V256H64ZM85 254H87V253H85ZM85 254H84V257H85ZM107 254V253H106ZM137 254V253H136ZM178 254V253H177ZM192 254L194 255V253L192 252ZM191 254V255H192ZM216 254H218V253H216ZM238 254V253H237ZM43 255V256H44ZM57 255V254H56ZM110 255V254H109ZM134 255L135 254H133V257H134ZM140 255V254H139ZM151 255H152V253H151ZM151 255H150V258H151ZM180 255V254H179ZM190 255V256H191ZM200 255V254H199ZM241 256V254L239 253L238 254V256ZM248 255V254H247ZM49 256L50 255H48L45 259H47V258H49ZM55 256V255H54ZM65 256H66V254H65ZM87 256V257H88ZM117 256H119V255H117ZM122 256V255H121ZM146 256V255H145ZM144 256V257H145ZM190 256H188V258H190ZM246 256V255H245ZM244 256V257H245ZM60 257H62V255H60ZM82 257V256H81ZM86 257V258H87ZM88 257V258H89ZM115 257V256H114ZM124 257V256H123ZM142 257H143V255H142ZM143 257V258H144ZM180 257V256H179ZM178 257V258H179ZM184 257H186V256H184ZM183 257V258H184ZM243 257V256H242ZM56 258V257H55ZM87 258V259H88ZM109 258V257H108ZM113 258V257H112ZM119 258V257H118ZM141 258V257H140ZM147 258V262L149 261V259H148V257H146ZM245 258H247V257H245ZM50 259H52L53 260V258L51 257ZM87 259H85L86 261H87ZM117 259V258H116ZM133 259H135V257L134 258H132V260ZM186 259V258H185ZM201 259V258H200ZM243 258H240V260H241V262L243 261L242 260ZM58 260H59V258H58ZM60 260H61V258H60ZM62 260H65V257L64 258H62ZM81 260H82V258H81ZM151 260V259H150ZM178 260H180V259H178ZM184 260V259H183ZM189 260V259H188ZM247 260V259H246ZM50 261V260H49ZM106 261H108V260H106ZM112 261V260H111ZM144 261V260H143ZM142 261V262H143ZM181 261V260H180ZM185 261V260H184ZM183 261V262H184ZM192 261V260H191ZM204 261V260H203ZM237 261V260H236ZM244 261H245V259H244ZM47 262H48V259H47ZM52 262H55V260L54 261H51V263ZM60 262V261H59ZM59 262H57V263H59ZM62 262V261H61ZM88 262V261H87ZM139 262H140V259H139ZM142 262H141V264H142ZM248 262V261H247ZM64 263V262H63ZM116 263H117V261H116ZM118 263H120L119 261H118ZM117 263V264H118ZM138 263V262H137ZM136 263V264H137ZM151 263V262H150ZM185 263H186V261H185ZM188 264H190V262L188 261L187 262ZM238 263V262H237ZM48 264H50V263H48ZM52 264H54V263H52ZM82 264H84L83 262H82ZM88 264V263H87ZM112 264V263H111ZM135 264V263H134ZM140 264V263H139ZM143 264H144V262H143ZM182 264V263H181ZM205 264V263H204ZM208 264V263H207ZM242 264H244V263H242Z\"/></svg>", "mask_w": 264, "mask_h": 264}]
</instances>
